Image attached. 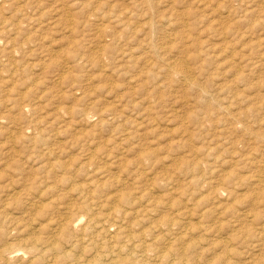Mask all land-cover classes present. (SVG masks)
Returning a JSON list of instances; mask_svg holds the SVG:
<instances>
[{
    "label": "rangeland",
    "instance_id": "374dc122",
    "mask_svg": "<svg viewBox=\"0 0 264 264\" xmlns=\"http://www.w3.org/2000/svg\"><path fill=\"white\" fill-rule=\"evenodd\" d=\"M21 1H23V2H21ZM26 1L27 0H17V2H19V5H21V4L23 5V3ZM39 1H40V3L42 2L41 4L39 3L41 5V8H40V5L37 4V2H39ZM69 1L72 3V5L70 4V2H68V0H38V1L28 0L29 3L27 5L24 3L25 4V5H23L24 7L20 8L22 10H24L26 8L24 10L26 13L24 11L21 13H19V12L15 13V11H12L10 8L7 9V8L3 7V9L5 8V10L7 11V12L5 11L6 13L3 11V13H5V14H3L2 13L3 9H2V7H0V9H1L0 13L3 14V15H1V18H4L6 20L11 18L10 20H8L11 24H14V23H16V24L19 23V25L22 24L20 26L18 25L19 27H21V30L19 27L13 26L14 29H12L10 32H8L10 35L8 33H6L7 34L6 37H4V35H5L4 34L3 36H1V39H0V49L2 50L3 53H5V55L3 56V59L1 60L3 54L0 51V53H1L0 54V56H1L0 61L4 62V63H0V67L3 64V67L0 68V72H1L0 73L1 74L0 75V83L1 84L3 83L2 86L0 84V90L4 89V90L0 91V101H1L0 102V104H1L0 105V107H1L0 112L2 111V113H0V117H1L0 118L1 119L0 124H3L0 126V135H3L2 137L0 136V140L3 141V142L0 141L1 142L0 147H1V144L2 145H3V143L5 144V142H6L5 140H6L7 135H8L7 142H9V145H10V146H8V143L6 142L5 146L3 145L2 149L0 148V159H1L0 160V162H1L0 163V171H1L0 182L6 179L5 181L1 182L2 184L0 183V190L2 191L0 193V201H1V203L4 201L3 204L0 203V207L7 204L6 205L7 206L6 213L8 214V217L12 219V221L3 222L2 217H0V234L2 233V235H3V236L0 235V238L1 237L3 238V239L1 238V240H3V241L0 240V249L3 248V244L5 243L6 240H7L6 242H8V243L9 242L14 243L16 240L17 241L20 240V238H22L24 235V232L22 230L25 229L26 226H27V228H30L31 231H33L35 233H39V230L37 229L39 227V223H41L42 225H45L47 223L46 216L41 217L38 215L39 214L38 213L39 208L47 210V209H50L54 204H56V205L59 204V207H60V208H58L59 210L54 209L56 211L55 214L58 211L61 212L62 211L61 206H63L62 205L63 202L67 203V202H73V201H79L80 200L78 198L76 190H73V189H76L75 187L82 186V187L86 188L87 184L91 183V181H93V179L94 180L96 179V182L93 181L96 184L97 183L100 184L103 181L107 182L106 180L110 179V176L112 177L114 175H115L114 177H118L119 179L121 177V179H120L121 183L123 182L122 184H124V185H122V187L120 186L119 188H121L123 190H132V191H133V189L136 190V188H138V186H140V184L142 183L141 184L142 186H140L142 188L148 187L147 188L148 190H149V187L153 188L154 191L152 190V188L149 190L151 197H154V198L160 197L161 200H165L164 202H167V200H169L172 197L175 199L179 198L177 200H179L181 203H183L182 206L186 205L188 207L189 206L192 207V205H193L192 202L194 201L193 202L194 207H192L193 210L191 208H189L190 215H189V218H187V220H185V221L190 223V224L193 221L192 225L194 227L196 226V228H197L198 225L200 227V224L201 225L202 224H208V223H206V220L213 221L212 218H214V220L217 221L216 224L218 227V228L215 227V229H218V230L213 233L214 235L211 234L208 237H206L208 239V240L206 239V243L208 244V241L210 243L215 242L214 240H216V241L217 240L218 241L219 240H223V241L226 240L228 237V234H229L228 232H230L231 228H233L231 226L232 224L228 221L229 216L227 217L224 215L223 216L222 215H216V217L211 216V218L210 217L207 218V217H201L198 215L200 214L201 210L206 206L207 207L208 206L209 207L214 206V208H217V205L221 204V207H224L227 209V206H229L231 204V203H229L231 201H232V204L230 206L232 207L233 204H234V206H233V209L229 206L227 209L228 210L227 213L230 212L229 208H231L230 210H234V211H236V210L241 211L244 208L246 209L245 204L240 205L234 199L230 200V197L228 199V196L226 195V193H224L222 195L223 197H221V199H219V200L216 199V201L217 200L218 201L214 202L215 200L212 199L213 195H211V193H212L211 190L207 189V187H209V182L216 184V183L222 181V179H224L225 176L228 177L229 174H230V176L234 175L233 177L235 179L238 177V176L237 177H235V176L239 175V174H240L239 176H243V174L249 175L248 172H250L251 168H252L251 173L253 174L252 171L254 170L253 168H255L254 166H256L260 163H262V165H264V156H263L264 155V151H263L264 147L263 146L261 147L260 144L256 140L251 139V137L255 136V133L256 134H258V133L264 134V132H263L264 131V129H263L264 128V126H263L264 122H262L264 120V116H263L264 111L261 112L262 114L261 113L259 114L260 115V117H259L260 122L259 123L255 122V120L257 118L256 115L251 116V114H250L251 113L250 112L251 107L256 108V107H260L259 105H261V108L262 107L264 108V64H263L264 63V0H69ZM1 2H2V0L0 1V3ZM61 3H62V5H61ZM33 4H34V6H33ZM63 4L66 6H64ZM42 5H43V7H42ZM27 6H29L30 9ZM61 6L62 7L64 6L63 7L64 9L61 8ZM31 7L32 8L34 7V9L31 10ZM44 8L46 10H48L49 13H48V11L44 10ZM35 9H36V11L33 12ZM55 9L57 12L54 11ZM37 11H39V12H37ZM12 12L15 15H13ZM61 12H62V14H61ZM63 12H68V13H63ZM129 12H130V14H133L130 16V18H129V15H130ZM22 13H23V15H22ZM32 13H34V14L38 13V14L34 16ZM11 14H12V16H11ZM28 14L29 15L31 14L32 16L31 15L29 16ZM39 14L42 16V18H40ZM43 14H45L46 16H43ZM68 14H69V16H68ZM114 14L116 16L118 14L117 17H119V19L112 18V17H114ZM126 14H128V15H126ZM16 15H17V17H15ZM24 15H26V16H24ZM38 15H39V17L37 19H35L34 17H36ZM3 16H5L6 18ZM8 16H10V17H8ZM64 16H65V18H64ZM12 17H13V20H12ZM21 17H23V18H21ZM25 17L27 20L25 19ZM30 18H31V21H30ZM43 18H45V19H43ZM16 19H18V20H16ZM28 19H29V21H28ZM64 19H66V21ZM72 19L74 22L72 21ZM22 20H23V22H22ZM39 20H42V21H39ZM120 20L123 21L122 22L123 24L121 23ZM27 21L29 23H27ZM36 21H38L37 22L38 24H36ZM99 21H100V23H99ZM101 21H103V23H101ZM112 21L113 22L115 21V23H113ZM118 21L121 23L122 28L120 27V24ZM125 21H127L128 23L127 22L125 23ZM9 22H8V24L10 25ZM39 22L41 23V25ZM97 22H98V24H97ZM104 22H107V23H104ZM23 23H24V25H23ZM31 23H34V24H32L34 26H32V29L30 30ZM110 23H112V24H110ZM42 24H43V26H42ZM45 24H47V26ZM104 24H105V26H104ZM124 24H127V26ZM25 25H27V26H25ZM37 25H39L40 27L39 26L37 27ZM109 25H110V27H109ZM142 25H144V26H142ZM71 26H72V29L69 28ZM112 26L115 29H113ZM186 26H188V28ZM222 26L224 28L223 30L220 29V28H222ZM25 27H26V29H24ZM16 28L20 30V33H19V30L15 31ZM95 28H96V30H95ZM37 29L38 30L40 29L39 32L37 31ZM73 29L76 31V33L74 32ZM24 30H26V31L24 32ZM32 31H34L33 34H32ZM13 32H17V36H15L16 33L13 34ZM23 32H24V35H23ZM121 32H123V33H121ZM25 33H26V35H25ZM72 33L74 35H72ZM112 33L114 34V36ZM168 34H170V36H167ZM187 35H189V36L187 37ZM8 36L10 38V41H8L9 40ZM18 36H19V38H18ZM181 37H182V40L186 38V40H183V42H185V44H182L183 42L180 39ZM183 37H185V38H183ZM189 37L194 39V41H192V39H190ZM5 38H7L8 40ZM16 38L19 39V40H17V42L20 41L19 43H13V42H16L15 41ZM162 38H164V39L162 40ZM3 39H4V41L6 40V42H4ZM23 39L26 40V42L28 41V43L24 42ZM209 39L211 42L208 41ZM30 40L33 43L34 42L36 43V44L34 43L35 46L33 45V43ZM69 40H70V42H69ZM74 40L75 41L78 40V42L76 43ZM11 41H12V43H11ZM21 41H23V42L21 43ZM51 41H52L53 45L51 44ZM59 41L62 43H60ZM99 41L100 42L102 41L101 42L102 44ZM161 41H162V44H161ZM168 41H170V42L168 43ZM64 42H65V44H64ZM94 42H95V45L99 44V46H101V47L99 48V46H97V45H96L97 47L96 46L94 47V45H92V43L94 44ZM104 42L109 46V48H108V46H106V44ZM164 42H166V43H164ZM10 43L13 46L12 45L9 46ZM88 43L89 44L91 43V44L88 45ZM163 43H164V45H163ZM186 43L189 45H187ZM211 43L212 44L214 43V44L212 45ZM16 44H19L20 46L16 45ZM57 44H58V46H57ZM166 44H167V46H166ZM203 44H204V46H203ZM31 45H33V46H31ZM38 45H40V48ZM47 45H48V47L51 48V49H48V51H47V48L45 47ZM71 45L72 46L74 45V46L72 47ZM78 45L79 46L82 45L81 50L84 49L83 51H86V50L87 51L82 52L81 50H79L80 47ZM184 45H186L187 47ZM200 45L202 46V50H201V48H200V50L203 52L205 51L204 54H202V52H200V53L198 52L197 46L201 47ZM214 45L216 47H214ZM7 46H8V49H7ZM18 46H19V48L17 49ZM37 46H38V48H37ZM76 46H78V48H79L78 50H77ZM91 46H93V48ZM102 46H104V47H102ZM222 46H224V47H222ZM20 47L25 48V49L23 48V51H24L23 53H22V49ZM41 47H42V49H41ZM88 47H89L90 52L88 51ZM112 47L114 49L117 48L118 50L116 49L114 51V49ZM217 48H221L223 51L221 49L217 50ZM4 49H6V50H4ZM11 49H15V51H13L14 57H13L12 53H11V55H9L7 52L8 50H11ZM16 49L17 50L21 49V52L17 51V53H16ZM33 49L34 50L36 49L35 50L36 52L32 51ZM43 49L46 50L45 53L43 52ZM109 49H112V50H109ZM185 49L187 50V53H185L186 55H184V52H183V50H185ZM203 49H205V50H203ZM208 49H209V51H208ZM211 49L213 50L212 52H211ZM25 50H26V54L28 53L27 51H29L30 53L27 55L29 57L32 55L33 58L32 57L28 58L26 56V54H24ZM49 50H50V53H49ZM51 50H53L54 52ZM67 50H68V52H67ZM103 50H104V53H102ZM180 50L183 53H180L181 52ZM37 51H38V53L39 52L40 53L38 54ZM95 51H96V53H95ZM108 51H110L109 52L110 54L108 53ZM97 52H98V54H97ZM120 52L122 53V55ZM158 52H159V54H158ZM41 53L43 54V56L40 55ZM46 53H48V55H51V56H47ZM71 53H73V54H71ZM82 53L84 55H82ZM176 53H178V54H176ZM22 54H24V55H22ZM33 54L35 56H37V55L39 56V57L38 56L36 57V59H38V60L34 59L35 56ZM69 54H70V56H69ZM123 54L125 56H123ZM129 54H131V60L129 58L130 57ZM151 54H154V55H151ZM21 55L24 57H22ZM72 55L74 58H72ZM116 55H117V57L120 56L121 59L123 56V59L120 60L118 57V60H117ZM161 55H163V56H161ZM195 55H196V57H195ZM202 55H205V56H202ZM19 56H20V58H18ZM56 56L58 58L60 57L59 58L60 60L58 58H56ZM127 56H128V58H126ZM139 56H141L140 57L141 59L139 58ZM142 56H144V57H142ZM145 56H146V58H145ZM4 57H5V59H4ZM15 57H17V58H15ZM70 57H71V60H70ZM102 57H103V60H102ZM105 57H106V60H104ZM148 57H150V58L148 59ZM165 57H166V60L164 61ZM184 57H187L188 60H186V58L184 59ZM198 57L201 59H198ZM21 58H24L25 60L27 58L32 59V60L29 61L27 59L28 61H24V59L21 60ZM47 58L51 59V61H53L54 63L51 62L50 60H47ZM162 58H164V59H162ZM181 58L184 59L186 65L188 64L190 66V67L189 66H187V67H189L191 73L193 72L192 75H193V77H195L194 79H196V77L198 76L197 77L198 79H196V80H197V83L198 82H199V84L201 83L200 84L201 86L199 84H197L198 85L197 87L198 88L200 87L201 89L198 90V89L188 88L186 85L178 83L176 75L171 73V71L168 72V71H165V69L163 70V68H162L163 66H161L162 63L169 62V60L176 62V61L181 60ZM235 58H237V59H235ZM14 59L15 60L17 59V62ZM39 59H41V60H39ZM75 59H76V61H75ZM78 59H80L81 61H79ZM96 59H97V61H96ZM126 59H128V60H126ZM138 59H140L141 62L137 61ZM146 59H147V61H149V60H150V62L152 61L151 65L150 66L148 65L149 66L148 69H147V65H144V62L146 61ZM7 60L10 62V64H9V62L7 63ZM18 60L24 64L23 65L24 67L22 66V63H20ZM108 60L109 61L111 60V61L109 62ZM160 60H162V62ZM38 61H40V62H38ZM43 61L46 64L43 63ZM60 61H62V62H60ZM65 61H67V62H65ZM114 61H115V63H114ZM153 61L155 64L153 63ZM188 61H189V63H188ZM233 61L235 63L231 64V63H233ZM255 61H257V62L260 61L261 64H263V65H260L259 67L254 68V70L252 69V71H250L251 68L254 67ZM5 62L10 66H8ZM41 62L43 64H41ZM77 62L80 63V66H81L79 68V71H78L79 65ZM132 62H133V64H132ZM36 63H39V64L36 65ZM52 63L54 66L52 65ZM73 63L77 66H74ZM111 63H114V64H111ZM5 64H6V66H5ZM105 64L106 65L108 64V65L106 66ZM158 64H160V65H158ZM13 65H14V68H13ZM25 65H26V67H25ZM27 65H29V66H27ZM39 65L40 66L43 65L42 68ZM69 65H70V68H69ZM155 65H156V67H155ZM34 66L35 67L37 66V67L35 68ZM59 66H60V68H59ZM145 66H146V68H145ZM160 66H161L162 70L160 69ZM9 67L11 68V70L9 69ZM52 67H54L56 69L52 70ZM72 67H74V68L72 69ZM134 67H136V68H134ZM197 67H200V69L198 68L199 70H197ZM22 68L23 69L27 68L26 70H29V71L28 72L26 70L22 71ZM3 69H5V70H3ZM14 69H19V71H16V73L21 72L19 74H20L22 79L19 78L20 80H18L19 74L18 73L14 74V72H12V70H14ZM33 69H34V71H33ZM46 69H48V70H46ZM74 69H76L75 72H74ZM202 70H204V71H202ZM46 71H48V73ZM53 71H55V74ZM69 71H70V74H68ZM8 73L10 76L8 75ZM32 74L34 76H32ZM247 74H248V76H247ZM13 75H16L18 77L16 78V76L14 77ZM26 75L28 77H26ZM64 75L65 76L70 75L69 76L70 78H68V76L65 77ZM11 76H12V78L13 77L14 78L11 79ZM31 76L34 78L33 81H32ZM145 76L147 77V79ZM242 76H243V79L240 78ZM58 77H60V78H58ZM135 77L136 78L138 77V78L136 79ZM25 78L26 79L28 78V80H26ZM30 78H31V80H30ZM36 78H38V79H36ZM66 78H68V80ZM139 78L141 81L140 80L138 81ZM234 78L237 81L234 80ZM7 79H8V82L6 81ZM131 79H133V80L131 81ZM134 79H135V82L136 81H138V82L135 83ZM144 79L146 81L148 80V82L146 83ZM11 80H13L15 83ZM15 80L16 81L18 80L17 81L18 83H16ZM21 80L23 81L24 84L23 83L22 84L20 83V84L23 86H21L19 84V81L22 82ZM29 80L32 81V83ZM113 81L115 82L114 84H113ZM126 81L129 82L130 86H128L129 84ZM28 82H30L31 84L29 85ZM139 82L141 85H143V87L145 86L146 88L144 87L145 88L144 89L141 85H139ZM52 83L55 86L52 85ZM5 84H7L8 87ZM15 84L18 88L22 87L21 89L19 88L21 91L23 90L22 92L19 90L21 95L18 94V96H15V95H17V91H18L17 87L16 88L13 87V85L15 86ZM17 84H19L20 86H18ZM73 84H74V87H73ZM135 84H137L139 87ZM152 84L153 85L156 84V85L153 86ZM4 85L6 86L7 91H6V88L4 87ZM66 85H68L70 87H68ZM25 86L28 89H26ZM112 86H115V87L111 88ZM225 86H228L229 90L232 89L231 90L232 92L230 91V93H232V94L229 93L226 96V98L228 100L227 102H225L226 98L221 93V90ZM29 87H30V89L32 87H37V88H34V89L32 88L33 91H30ZM65 88L69 89V90H67L68 92L65 91L66 90ZM70 88H72V90H70ZM78 88L79 89L81 88V89L78 90ZM83 88H84V90H83ZM35 89L38 91L35 92ZM39 89H40V91L44 90L43 91L44 93H46L45 91H48L47 94H45V95L46 96L48 95L47 97H50V98L46 99L47 97L44 95L43 92H39ZM56 89H57V91H56ZM204 89H206L205 91L208 90L207 95L210 97V99L208 96H204V92L200 91V90H204ZM10 90H11V92H10ZM13 90L15 92H13ZM25 90L26 91L29 90L28 91L29 93L28 92L26 93ZM142 90H143V92H141ZM4 92L6 94V97H5V95L4 96L1 95V94H4ZM9 93L10 94L15 93V94L10 95ZM40 93L43 94V96H45V97H41ZM50 93H52V94H50ZM56 93H57V95H55ZM61 93L64 95H61ZM66 93L70 94L69 95L70 97L69 96L66 97V95H67ZM35 94H36V96H35L36 98L33 96ZM7 95H8V97H10L11 100L9 98L5 99V98H7ZM31 95H32V97H31ZM37 95H39V96H37ZM58 95H60L62 97L60 98V96H58ZM116 95H117V97H116ZM128 95H129V97H127ZM229 95L231 97H229ZM2 96L5 98H3ZM19 96L21 99H19ZM64 96L67 99H65ZM198 96H200L202 99H204L205 97L207 100L209 99V101L207 102V105L211 104L212 108L217 107V104H216V106H213L214 103H218L220 106L222 104V107H223L222 109H224V110H225L224 106L229 105L230 108H228V110L230 113L233 112L232 115H235L237 113V114H239V115L236 114L237 116L241 115V117H242L241 119H243V120L245 119L244 120L245 124L246 123L248 124V125L247 124L245 125L247 131L246 130L242 131L240 129H237V130H234L235 131L234 132V131H232V128L229 127L230 125L219 123L218 121L221 119V116H220L221 112H219L220 110L218 111L217 108L211 109V107H210L209 111L206 112L207 107L206 106L202 107L200 105V103H199L200 97H198ZM38 97H40L41 101L39 100ZM122 97H124V98H122ZM13 98H15V100ZM22 98H25L24 99L25 101ZM94 98H96L95 100H98L99 102L93 101ZM196 98H198V99H196ZM232 98H234V99H232ZM12 99H13V101H12ZM144 99L145 100L147 99V100L145 101ZM230 99H231V102L229 101ZM28 100H29V102L34 103V105H33L34 107H35V105H36V107L39 106V108H37L38 112L36 110V107L34 109H29V107H27V108L24 107L23 109H21L22 110L21 113H20V111L18 112V109L20 110V108H21L19 106L20 103H25V102L27 103ZM114 100H115V102H114ZM139 100H142V101L140 102ZM96 102L99 104H97ZM142 102H144L145 104ZM147 102H148V105H151L149 110H146L147 106H148L146 104ZM229 102H230V104H229ZM93 103H95V104L93 105ZM117 104L119 107L116 106ZM87 105H89V107ZM90 105H92V106L96 105V106L92 108V106H90ZM7 106H8V108H7ZM9 107H10V109H9ZM90 107L92 109H90ZM12 108H14V109H12ZM110 108L111 109L114 108V110H116L117 114L119 113L118 114L119 117H118V115L116 117L117 121L115 120V118H114V120L110 119L111 116H109L108 112H107V110H109ZM4 109H6V110H4ZM248 109H250V111ZM31 110L36 111V112H33ZM65 111L67 112V114ZM22 112L24 113V115ZM87 112H88V114L86 116H88V117L84 118V114ZM217 112H219V113H217ZM13 113H16V114L13 115ZM214 113H217V115ZM2 114H4V118H3ZM10 115H12L11 117H13V119L11 117H9ZM15 115L18 117L19 120L17 119V117ZM18 115H20V116H18ZM106 115H108V116H106ZM194 115H196V116H194ZM198 115L200 117H198ZM248 115L250 116V118ZM6 116L9 118H7ZM205 116H206L207 120L204 118ZM245 116L248 117V119ZM101 117H102V119H100ZM138 117H140L141 119L144 118V120L141 123L140 130L137 133H135V137L132 138L133 142H132V140H130L129 142H131V143L128 142L127 144H125L126 146L123 148V152H122V149L116 150L113 152L112 145H113L114 141H117L119 139V137H122V136H119L117 134L118 131L122 128L120 131L130 130V132H132V130H134V127L131 126V124L133 125L136 122L142 121ZM252 117H253V119L251 120ZM2 118H3V120H2ZM14 118H16L17 120ZM22 118H24L25 122L22 120ZM103 118H104V120L108 119V120H106L107 123H106V121L103 120ZM198 118L199 119L202 118V122L200 121L199 125H197V123H195L196 119L198 120ZM84 119L87 121H85ZM147 119L149 120V122ZM243 120H242V123L244 122ZM248 120L250 121V123H253L251 127H250ZM35 121H37V122H35ZM83 121H85V122H83ZM110 121H112L111 124H110ZM114 121H116V122L114 123ZM33 122H34V124H33ZM128 122H130V123H128ZM94 123H96V125ZM104 123H106V125H104ZM126 123H128V124H126ZM147 123H149V124L146 125ZM92 124H94V125H92ZM107 124H110V125L108 126ZM129 124H130V126H129ZM142 124H143V126H142ZM36 125H38V126H36ZM112 125H114V126H112ZM149 125H151L150 129H149ZM97 126L100 128L102 127V128L100 129ZM107 126L109 128H111L112 130L109 129ZM127 126H129V127H127ZM34 127H35V129H34ZM220 127H221V131H219ZM30 128H31V130H30ZM250 128L251 129L253 128V129L250 130ZM97 129H99V130H97ZM222 129L225 130L226 132L223 131ZM66 130H68L69 133ZM70 130H71V132H70ZM255 130H257V131H255ZM38 131H40V132H38ZM219 132L220 133L222 132V134H220ZM232 132H234V133L232 134ZM246 132H248V133H246ZM253 132H254V135L251 134ZM71 133H72V135H71ZM67 134H68V137L66 136ZM121 134H123V133H121ZM249 134H250V136H249ZM19 135H21V136H19ZM60 136H61V138L62 137H64V138L61 139ZM235 136H237V137L239 136V138H238L239 140H237V138ZM23 137L26 139H22ZM30 137H31V139L29 140ZM69 137L71 138V140ZM111 137L115 138V139H112ZM4 138H5V140H4ZM57 138H58V140H57ZM242 138H244V140ZM17 139H18V141L20 140L23 143L19 141V142H17L18 143L17 144L15 142V141H17ZM66 139L68 141L70 140L69 141L70 144L67 143L68 141L65 142ZM89 139L92 140V142ZM106 139H108V140H106ZM235 139H236V141H235ZM250 139H251V141H250ZM36 140L38 142H36ZM59 140H61V141H59ZM85 140H87L90 143V145L92 144V146H89V143H86L87 141H85ZM110 140H111V142H110ZM252 140H253V142H252ZM63 141L65 142V144ZM134 141H136V142H134ZM249 141L252 142V143H250L252 146L248 143ZM14 142H15V144H14ZM28 142H30L31 144ZM53 142H54V144H53ZM72 142H75V144L77 146H75V144ZM95 142L97 145H95ZM105 142L109 145L107 146V144ZM243 142H245V143L243 144ZM10 143L12 144V146L14 148L11 146ZM25 143L30 144V145H25ZM98 143H101L100 145H102V146H100ZM111 143H112V145H111ZM16 144H17V146H19V145L20 146L17 147V146H15ZM37 144L38 145L42 144V145L38 146ZM51 144H53V145L51 146ZM58 144H63V145L59 146ZM134 144L137 146H139V145L140 146L137 147ZM246 144H248V145H246ZM21 145H25L24 146V150L26 149L25 151L23 150V146H21ZM54 145H55V147H54ZM81 145H83V146H81ZM32 146H33V148H32ZM34 146H37V147H34ZM49 146L52 147L50 149L57 148V147L59 148V147L64 146L63 148H61V150L62 151L64 150V152L62 153V152L58 151V153H56L52 156L49 153H46V151L44 150L45 148L47 149ZM122 146H124V145H122ZM141 146H144V147H141ZM8 147H9V150H7ZM78 147H81V148H78ZM82 147H83V149H82ZM246 147H248V148H246ZM255 147H257V151H256ZM58 148L56 150H58ZM72 148H74V150H72ZM135 148H136V150H134ZM261 148H262V150H261ZM37 149L38 150L40 149V150L38 151ZM67 149L69 151H66ZM86 149H88V152ZM128 149H129V153H128ZM5 150H7V155L5 153L6 152ZM11 150H13L12 151L13 153L11 152ZM28 150H29V153H28ZM103 150H106V151L109 150L108 152H110V153H108V152L105 153V152H103ZM206 150L208 151L210 156L209 155L208 156L203 155V153ZM247 150H248V152H245ZM250 150L251 151L255 150V152H257V153L250 154L251 153ZM9 151H10V153H8ZM14 151H16V152H14ZM84 151H86V153ZM140 151L141 152L144 151L146 153H152V155L155 154V155H153L155 157H152V155H150L151 159L149 158L150 157L149 156L146 160L145 159L142 160V157H141L142 154ZM2 152L5 154H3ZM73 152H75V153H73ZM92 152H95L94 154L97 156V158L94 159V162L96 159L98 161L96 160L97 162L93 163L94 165H90V166H92V167H90L89 164H91L93 161H90L89 159H86V158H88L89 154ZM98 152H101L100 154H102V155H100ZM112 152L113 153H116V152L120 153V154L116 153V154H118V157H119V155H120V157L124 156L123 158L121 157L122 158V161H120L121 164L118 163L120 165L109 164L110 162H112V158L109 155V154H112ZM259 152L261 154H259ZM65 153L67 154V156ZM76 153H77V155H76ZM104 153H105V156L107 155L106 156L107 158H105ZM2 154H3V156H2ZM8 154H10L11 156ZM15 154H16V156H15ZM34 154L36 155V157ZM42 154L45 156H43ZM47 154L49 155V157ZM247 154H249V156L251 155L253 159H254V157L257 160L260 158L259 159L260 162L257 160L255 161V159H254V161H253L254 165L251 164V162H249L250 165L248 163L243 165V163L245 162L244 158L247 159V157H248L247 160L251 159V156L249 158V156ZM13 155H14V157H13ZM22 155H24V156H22ZM28 155L30 156V159L27 158ZM73 155H75V156H73ZM95 155H94V157H96ZM245 155H246V157H244ZM258 155L261 157H259ZM6 156H8V157L10 156L13 161L10 159V157L7 158ZM55 156H58V157H55ZM76 156H78L79 158ZM3 157H4V160H2ZM64 157L67 159H65ZM69 157H73L72 159L75 162H72L71 158H69ZM75 157H76V160H75ZM38 158H39V160H38ZM42 158H44V159H42ZM58 158H60V161H62V163L59 161ZM77 158H78V160H77ZM98 158L101 159V161ZM109 158H111V159H109ZM53 159H54L55 163L53 162ZM240 159L241 160L243 159V161H241ZM31 160H33V161H31ZM37 160H38V162H37ZM214 160H216L217 162L214 163L215 162ZM3 161H5V162L9 161V162H6V163H8V164H6L5 162L2 163ZM66 161L68 162V165H67ZM77 161L80 164H78ZM139 161H141L140 162L141 166L144 165V168H143V166L141 167L139 165ZM28 162H30V163H28ZM32 162H34L33 165H32ZM59 162H60V164H59L60 169L58 168V165H57ZM98 162H100V163H98ZM104 162H107V163L109 162L108 163L109 165L105 168H109V170L111 172L108 171V173H106L105 177H102L99 174L97 175V174L91 173L93 168H94L93 166H96V164L97 165L98 164H100V165L107 164V163L104 164ZM47 163H51V164L49 165ZM151 163L154 165L152 166ZM24 164H26V165H24ZM137 164H138V166H136ZM198 164H199V166H198ZM29 165H30V167H28ZM74 165L75 166L77 165L75 167L76 169L73 167ZM126 165H127V167H126ZM53 166H56V167H53ZM60 166H63L65 168L63 170H61V168H63V167H60ZM246 166H251V168L246 167ZM27 167H28V169H27ZM33 167H36V168L33 169ZM77 167H78V170H77ZM117 167H119V169H121V167H122L123 169L119 170ZM197 167H198V169H197ZM23 168H24V170L22 171L21 169H23ZM37 168H39V169H37ZM68 168H69V170H67ZM138 168H140V169H138ZM83 169H84V171H82ZM45 170L47 171V173L45 172ZM53 170H54V172H53ZM65 170H67V171H65ZM244 170H245V172L243 173ZM72 171H74V172L72 173ZM120 171H122V172H120ZM128 171H130V172H128ZM30 172H32L31 173L32 175L30 174ZM89 172H90V174H89ZM115 172H117V173H115ZM150 172H152V173H150ZM24 173L25 174L28 173V174H26L24 176ZM52 173H54L55 175ZM65 173H67V175ZM112 173H114V174H112ZM120 173L122 174V176H120ZM133 173L135 174V176L133 175ZM231 173H233V174H231ZM46 174H47V176H46ZM88 174H89V176L94 175V177H92V179L89 180ZM136 174L138 176L137 178H136ZM57 175L58 176L61 175V176H59L61 178L59 179V177ZM68 175H70V176H68ZM86 175H87V178H86ZM73 176H75V177H73ZM79 176L80 177L82 176V177L79 178ZM98 176H99V179H98ZM145 176H147V177L145 178ZM164 176H165V179L160 180V178H162ZM1 177L4 179H1ZM7 177H9V178H7ZM25 177H26V179H25ZM67 177L68 178L70 177L72 179H70V178L68 179ZM139 177H141V183H136L138 181V179L140 180ZM31 178H32V180H31ZM40 178L43 179L42 182L40 181L41 180ZM51 178L56 179V180L53 179L55 182L54 184H53V180ZM100 178H102L103 180H101ZM142 178H144V179L142 180ZM147 178H149V179H147ZM37 179H39V180H37ZM64 179H66V180L64 181ZM125 179H127V182H125L126 181ZM10 180H12L14 183L15 182L17 183V181H18L17 185H16V183L14 184V186H16L15 188L13 187V182L12 181L10 182ZM49 180L51 182L48 183ZM129 180L135 184L133 185ZM134 180H136V182H134ZM152 180H154V181H152ZM62 181H64V182L62 183ZM68 181H69V183H67ZM71 181H73V182H71ZM75 181H77V183ZM146 181H147V183H146ZM167 181H171L173 186L174 185L176 186V188L174 187L176 194H175V191L172 192L173 194L169 193V191L166 193V189L170 188V186H168V187L164 186V184ZM5 182H7V183H5ZM57 182H59V183H57ZM152 182H153V184H152ZM194 182H196L201 187V191L199 194H196L197 193L196 191H198V190L194 191L193 192L194 197H195V194H196V197L192 200V202L189 201V202L185 203L184 200L186 201L187 197L186 196H180L179 197L178 196L179 192L177 191V188L179 189V191H180V188L181 189L186 188L187 190H190L188 187L195 186V185H191V183H194ZM30 183H32L33 185ZM82 183H83V185L85 184V186H83ZM148 183H151L153 186L151 184L149 185ZM157 183H158V185H157ZM3 184L5 185V188H4L5 190L3 189V186H1ZM9 184L11 185V187ZM36 184L39 185V187L38 186L35 187ZM55 184H57V185L55 186ZM69 184H71V185H69ZM147 184H148V186H147ZM161 184L165 188H163V186ZM180 184H182L183 186ZM23 185H25V186H23ZM51 185H54L55 187L51 186ZM21 186H23V188ZM179 186H181V187H179ZM27 187H28V190L26 189ZM51 187L52 188L54 187V188L52 189ZM124 187H125V189H124ZM57 188H59L61 190L55 191V190H57ZM87 188H90V186ZM239 188H237L238 191L236 190L239 193V194L236 193V195H238L237 198L241 197L240 194L241 195H243L245 193L248 194L251 191L250 189H253L254 187L252 186V188H251L250 186H247V187L242 186V188L241 187H239ZM17 189L19 192L16 191ZM44 189H46L47 191L45 190L46 191L45 192ZM48 189H49V191H48ZM64 189L65 190L68 189V190L65 191ZM155 189H157V190H155ZM242 189H244V190H242ZM248 190H249V192H248ZM253 190H256V188H254ZM9 191L11 193L13 192L12 193L13 195ZM25 191H27V192L25 193ZM43 192H45V195H47V196H45V198H44V195H42V194H44ZM63 192L65 193V195ZM113 192H115V190L113 188H111L110 193H113ZM209 192H211V193H209ZM257 192H258V190H257ZM46 193H48V194H46ZM168 193H169V196H171L170 198H168V196H166V195H168ZM1 194H2V196H1ZM9 194H11V195H9ZM31 194H33V195H31ZM164 194H166L165 197H164ZM203 194H204V196H202ZM207 194H208L209 198L211 199V201L209 200ZM24 195L26 198L24 197ZM66 195L67 196L70 195L71 197L70 196L67 197ZM210 195H211V197H210ZM10 196L11 197L15 196L14 197L15 200L11 199ZM61 196H64V197H61ZM65 196H66V198H65ZM104 196L101 197L103 199L98 198L99 202L101 200H103L100 203H104ZM4 197L5 198L10 197V198L4 199ZM19 197H20V199L17 201L16 198H19ZM184 197H185V199L182 202L181 200ZM53 198H55V199H53ZM57 198H59V199H57ZM206 198L209 200V202H208V200L207 201L204 200ZM48 199H49V201H48ZM72 199H73V201H72ZM12 200H14V201L12 202ZM44 200L46 202H43ZM195 200H197V202H195ZM16 201L18 202V204ZM34 201H35V203H34ZM170 201H172V200H170ZM202 202H203V205L205 202H208V203L207 204L205 203V206H203L201 204ZM223 202H225V203L223 204ZM30 203H31V205H30ZM45 203H46V205H45ZM226 203H228V204H226ZM36 204H37V206H36ZM39 204H40V206H39ZM200 204L202 207H200ZM225 205H226V207H225ZM38 206H39V208H38ZM186 206H184V207H186ZM238 206L239 207L243 206L244 208L242 207L243 208L242 209L241 207L239 208ZM259 206H260V209L258 208L259 211H261V213H264V211L261 210V208L262 209L264 208L263 204H261ZM194 209L196 210V213L198 215L195 213ZM26 211H27L28 215L26 214ZM42 211H39V212H42ZM193 213L197 217L195 215H193ZM26 215H27V217H26ZM262 215H264V214H262ZM21 219H24L23 220L24 224H22L23 222ZM38 220H39V222H38ZM220 221H222L223 223ZM25 222H29V223L26 224ZM196 222H198V223L196 224ZM227 222L230 223V224L228 223V225L230 227L227 225ZM5 223L7 224V226L5 225ZM225 223H226V226L223 225ZM31 224H32V226H31ZM23 225H25V226H23ZM4 226H6V230H5ZM220 227H222V228H220ZM12 229H13V231H12ZM224 229H225V232H224ZM20 230H21V232H20ZM3 231H4L5 235L3 234ZM6 231H7V233H6ZM8 231H10V232H8ZM18 231H19V234L16 233ZM217 232H219V233H217ZM196 234L197 233H195L193 236H197ZM226 235H227V237H226ZM5 236H7L9 238H7ZM4 237L7 239H5ZM214 238H216V239H214ZM219 238H221V239H219ZM206 243L204 245H206ZM234 247H237V244H234ZM209 254H208V258H211L212 255L211 254L209 255ZM253 254H256V256ZM260 255H264V253H261L259 251L255 252V253L253 252L252 254L248 253L249 257L253 256V257H256V259L263 257ZM25 262L26 261L23 260V262H21L19 264H26Z\"/></svg>",
    "mask_w": 264,
    "mask_h": 264
},
{
    "label": "bare ground",
    "instance_id": "6f19581e",
    "mask_svg": "<svg viewBox=\"0 0 264 264\" xmlns=\"http://www.w3.org/2000/svg\"><path fill=\"white\" fill-rule=\"evenodd\" d=\"M1 1V0H0ZM36 1H38V0H36ZM21 2H23V1H21ZM61 2V1H60ZM68 2H70L69 0H68ZM97 2V1H96ZM26 5L29 3L28 2V0L26 1V2H24ZM23 3V5H25ZM40 3V1L39 2H37V4H39ZM42 3V2H41ZM40 3V4H41ZM35 4V3H34ZM34 4H33V6H34ZM39 4V5H40ZM70 4L72 5V3L70 2ZM22 4L21 5H19V2H17V0H2V2L0 3V7H2V9H3V7H5V8H10L12 11H15V13H17V12H19V13H21V12H23L24 10H22V9H20V8H23L24 6H23ZM61 5H62V3H61ZM64 5V4H63ZM64 6H66V5H64ZM63 6V7H64ZM26 7V6H25ZM29 9H30V7L29 6H27ZM39 7V6H38ZM42 7H43V5H42ZM62 6H61V8H63ZM5 8L2 10V13H3V11L5 12L6 10H5ZM40 8H41V5H40ZM32 9H34V7L32 8L31 7V10ZM60 9V8H59ZM58 9V10H59ZM64 9V8H63ZM1 10V9H0ZM44 10H46L45 8H44ZM28 11V10H27ZM36 11V9L33 11V12H35ZM46 11H48V10H46ZM54 11H56V9L54 10ZM63 11V10H62ZM1 12V11H0ZM7 12V11H6ZM5 12V13H6ZM25 12V11H24ZM37 12H39V11H37ZM57 12V11H56ZM0 13V39H1V36H3L4 34V37H6V33H8V32H10L12 29H14L13 28V26H17V27H19L20 25H22V24H20L19 25V23H14V24H11L8 20H10L11 18H9V19H4V18H1V15H3V14H5V13ZM9 13V12H8ZM13 13V12H12ZM26 13V12H25ZM30 13V12H29ZM47 13V12H46ZM48 13H49V11H48ZM60 13V12H59ZM63 13H68V12H63ZM34 16L35 15H37L38 13H36V14H34V13H32ZM52 14V13H51ZM61 14H62V12H61ZM129 14H130V12H129ZM13 15H15L14 13H13ZM21 15V14H20ZM22 15H23V13H22ZM21 15V16H22ZM29 15V14H28ZM31 15V14H30ZM29 15V16H30ZM40 15V14H39ZM39 15L38 16H36V17H34L35 19H37L38 17H39ZM64 15V14H63ZM94 15V14H93ZM126 15H128V14H126ZM131 15H133V14H130L129 15V18H130V16ZM7 16V15H6ZM11 16H12V14H11ZM24 16H26V15H24ZM23 16V17H24ZM32 16V15H31ZM43 16H46L45 14H43ZM68 16H69V14H68ZM112 16V15H111ZM117 16H118V14H117ZM115 14H114V17H112V18H115V19H119V17H117ZM3 17H5V16H3ZM8 17H10V16H8ZM7 17V18H8ZM15 17H17V15L15 16ZM23 17H21V18H23ZM109 17V16H108ZM117 17V18H116ZM126 17V16H125ZM128 17V16H127ZM6 18V17H5ZM20 18V19H21ZM40 18H42V16L40 15ZM39 18V19H40ZM64 18H65V16H64ZM68 18V17H67ZM107 18V17H106ZM110 18V17H109ZM19 19V20H20ZM25 19H26V17H25ZM34 19V20H35ZM43 19H45V18H43ZM69 19V18H68ZM88 19V18H87ZM101 19V18H100ZM12 20H13V17H12ZM16 20H18V19H16ZM27 20V19H26ZM25 20V21H26ZM65 21H66V19H64ZM110 20V19H109ZM125 20V19H124ZM127 20V19H126ZM133 20V19H132ZM136 20V19H135ZM10 23V25L8 24V22ZM28 21H29V19H28ZM27 21V23H29ZM30 21H31V18H30ZM39 21H42V20H39ZM68 21V20H67ZM72 21H73V19H72ZM108 21V20H107ZM121 21V20H120ZM130 21V20H129ZM22 22H23V20H22ZM34 22V21H33ZM38 21H36V24H38L37 23ZM74 22V21H73ZM72 22V23H73ZM76 22V21H75ZM113 22V21H112ZM119 22V21H118ZM123 21H121V23H122ZM127 21H125V23H126ZM35 23V22H34ZM34 23H31V27H30V30L32 29V26H34V25H32V24H34ZM40 23V22H39ZM71 23V22H70ZM99 23H100V21H99ZM101 23H103V21H101ZM104 23H107V22H104ZM113 23H115V21L113 22ZM121 23L119 22V24H120V27L122 26L121 25ZM128 23V22H127ZM135 23V22H134ZM170 23V22H169ZM67 24V23H66ZM65 24V25H66ZM97 24H98V22H97ZM110 24H112V23H110ZM117 24V23H116ZM118 24V25H119ZM123 24V23H122ZM19 25V26H18ZM23 25H24V23H23ZM40 25H41V23H40ZM46 26H47V24H45ZM44 25V26H45ZM124 25H126L127 26V24H124ZM25 26H27V25H25ZM39 25H37V27H38ZM42 26H43V24H42ZM67 26V25H66ZM104 26H105V24H104ZM142 26H144V25H142ZM189 26V25H188ZM188 26H186L187 28H188ZM40 27V26H39ZM109 27H110V25H109ZM119 27V28H120ZM136 27V26H135ZM20 28V30H21V27H19ZM42 28V27H41ZM69 28H71L72 29V26L71 27H69ZM112 28H113V26H112ZM122 28V27H121ZM141 28V27H140ZM143 28V27H142ZM17 29V28H16ZM15 29V31H18L19 29H17L16 30ZM24 29H26V27L24 28ZM70 29V30H71ZM78 29V28H77ZM113 29H115V28H113ZM220 29H224L223 28V26H222V28H220ZM20 30H19V33H20ZM28 30V29H27ZM40 30V29H39ZM39 30L37 29V31L39 32ZM74 30V29H73ZM95 30H96V28H95ZM26 30H24V32H25ZM36 31V32H37ZM105 31V30H104ZM128 31V30H127ZM24 32H23V35H24ZM74 32L76 33V31L74 30ZM186 32V31H185ZM184 32V33H185ZM14 33H16V35L15 36H17V32H13V34ZM31 33V32H30ZM34 33V31H32V34ZM121 33H123V32H121ZM188 33V32H187ZM9 34V33H8ZM28 34V33H27ZM79 34V33H78ZM113 34V33H112ZM10 35V34H9ZM25 35H26V33H25ZM71 35V34H70ZM72 35H74L73 33H72ZM77 35V34H76ZM109 35V34H108ZM14 36V37H15ZM28 36V35H27ZM113 36H114V34H113ZM112 36V37H113ZM121 36V35H120ZM167 36H170V34H168ZM172 36V35H171ZM189 35H187V37H188ZM13 37V36H12ZM11 37V38H12ZM23 37V36H22ZM21 37V38H22ZM35 37V36H34ZM72 37V36H71ZM70 37V38H71ZM77 37V36H76ZM186 37V36H185ZM185 37H183V38H185ZM3 38V37H2ZM18 38H19V36H18ZM18 38H16V42H13V43H19V42H17V40H19ZM24 38V37H23ZM32 38V37H31ZM122 38V37H121ZM190 38V37H189ZM188 38V39H189ZM5 39H7V38H5ZM9 39V40H8ZM8 41H10V38H9V36H8ZM14 39V38H13ZM164 38H162V40H163ZM181 40H182V37L180 38ZM179 39V40H180ZM190 39H192V38H190ZM12 40V39H11ZM24 40V39H23ZM29 40V39H28ZM171 40V39H170ZM183 40H186V38L185 39H183ZM183 40H182V42H183ZM197 40V39H196ZM3 41H4V39H3ZM13 41V40H12ZM12 41H11V43H12ZM31 41V40H30ZM34 41V40H33ZM62 41V40H61ZM73 41V40H72ZM75 41V40H74ZM104 41V40H103ZM166 41V40H165ZM172 41V40H171ZM174 41V40H173ZM192 41H194V39H192ZM198 41V40H197ZM196 41V42H197ZM208 41H210V39L208 40ZM207 41V42H208ZM4 42H6V40L4 41ZM23 41H21V43H22ZM24 42H26V40H24ZM32 42V41H31ZM45 42V41H44ZM60 42V41H59ZM63 42V41H62ZM62 42H60V43H62ZM69 42H70V40H69ZM76 43L78 42V40L77 41H75ZM100 42V41H99ZM102 42V41H101ZM100 42V43H101ZM167 42V41H166ZM166 42H164V43H166ZM170 41H168V43H169ZM180 42V41H179ZM199 42V41H198ZM211 42V41H210ZM209 42V43H210ZM3 43V42H2ZM9 44V46H11L12 44ZM26 43H28V41L26 42ZM33 43V42H32ZM31 43V44H32ZM35 43V42H34ZM33 43V45L35 46V44ZM43 43V42H42ZM41 43V44H42ZM47 43V42H46ZM49 43V42H48ZM58 43V42H57ZM68 43V42H67ZM72 43V42H71ZM74 43V42H73ZM81 43V42H80ZM105 43V42H104ZM164 43H163V45H164ZM167 43V44H168ZM188 43V42H187ZM186 43V44H187ZM194 43V42H193ZM5 44V43H4ZM25 44V43H24ZM23 44V45H24ZM44 44V43H43ZM51 44H52V41H51ZM59 44V43H58ZM58 44H57V46H58ZM64 44H65V42H64ZM91 44V43H90ZM89 43H88V45H90ZM102 44V43H101ZM106 44V43H105ZM161 44H162V41H161ZM167 44H166V46H167ZM182 44H185V42H183ZM212 44V43H211ZM214 44V43H213ZM212 44V45H213ZM3 45V44H2ZM1 45V46H2ZM7 45V44H6ZM5 45V46H6ZM16 45H19V44H16ZM15 45V46H16ZM33 45H31V46H33ZM53 45V44H52ZM51 45V46H52ZM77 45V44H76ZM80 45V44H79ZM78 45V46H79ZM84 45V44H83ZM92 45H94V47L97 45H95V42H94V44L92 43ZM104 45V44H103ZM187 45H189V44H187ZM222 45V44H221ZM4 46V45H3ZM2 46V47H3ZM13 46V45H12ZM20 46V45H19ZM19 46L17 47V49L19 48ZM22 46V45H21ZM28 46V45H27ZM39 46V48H40V45H38ZM38 46H37V48H38ZM60 46V45H59ZM72 46V45H71ZM74 46V45H73ZM72 46V47H73ZM78 46H76L77 47V50L79 49L78 48ZM97 46H99V44L97 45ZM96 46V47H97ZM106 46H108L107 44H106ZM105 46V47H106ZM182 46V45H181ZM184 46H186V45H184ZM201 46V45H200ZM203 46H204V44H203ZM227 46V45H226ZM1 47V48H2ZM25 47V46H24ZM23 47V48H24ZM43 47V46H42ZM42 47H41V49H42ZM46 48H47V51H48V49H51L50 47H48V45L47 46H45ZM65 47V46H64ZM80 47V49L79 50H81L82 49V45L81 46H79ZM92 48H93V46H91ZM90 47V48H91ZM101 46H99V48H100ZM102 47H104V46H102ZM178 47V46H177ZM176 47V48H177ZM187 47V46H186ZM211 47V46H210ZM214 47H216L215 45H214ZM222 47H224V46H222ZM4 48V47H3ZM2 48V49H3ZM13 48V47H12ZM21 49H22V53L24 52L23 51V48L22 47H20ZM29 48V47H28ZM35 48V47H34ZM59 48V47H58ZM84 48V47H83ZM86 48V47H85ZM108 48H109V46H108ZM111 48V47H110ZM113 48V47H112ZM121 48V47H120ZM119 48V49H120ZM200 48H201V50H202V46L201 47H198L197 46V49H198V52L200 53V52H202V54H204V52L203 51H201L200 50ZM204 48V47H203ZM7 49H8V46H7ZM16 49V53H17V51H20L21 52V49L20 50H17ZM25 49V48H24ZM32 49V48H31ZM30 49V50H31ZM62 49V48H61ZM76 49V48H75ZM114 49V48H113ZM117 49V48H116ZM116 49H114V51L116 50ZM151 49V48H150ZM218 49H221V48H217V50ZM4 50H6V49H4ZM36 50V49H35ZM34 49L32 50V51H35ZM63 50V49H62ZM65 50V49H64ZM84 50V49H83ZM83 50H81L82 52H86V51H83ZM92 50V49H91ZM105 50V49H104ZM104 50H103V52L102 53H104ZM109 50H112V49H109ZM118 50V49H117ZM200 50V51H199ZM203 50H205V49H203ZM222 50V49H221ZM225 50V49H224ZM229 50V49H228ZM0 51L2 52V50L0 49ZM13 51H15V49H11V50H8L7 52H8V54L9 55H11V53H12V55H13V57H14V54H13ZM39 51V50H38ZM38 51H37V53H38ZM51 51H53V50H51ZM56 51V50H55ZM59 51V50H58ZM88 51H89V47H88ZM99 51V50H98ZM123 51V50H122ZM128 51V50H127ZM152 51V50H151ZM174 51V50H173ZM181 51V50H180ZM208 51H209V49H208ZM213 50L211 49V52H212ZM223 51V50H222ZM28 53L27 54H29L30 52L29 51H27ZM36 52V51H35ZM42 52V51H41ZM43 52L45 53L46 52V50H44L43 49ZM54 52V51H53ZM57 52V51H56ZM67 52H68V50H67ZM66 52V53H67ZM70 52V51H69ZM72 52V51H71ZM90 52V51H89ZM110 51H108V53H109ZM117 52V51H116ZM115 52V53H116ZM179 52V51H178ZM183 52H184V55H186L185 53H187V50L185 49V50H183ZM182 51L180 52V53H183ZM197 52V53H198ZM40 53V52H39ZM38 53V54H39ZM49 53H50V50H49ZM52 53V52H51ZM61 53V52H60ZM59 53V54H60ZM95 53H96V51H95ZM101 53V52H100ZM112 53V52H111ZM121 53V52H120ZM129 53V52H128ZM134 53V52H133ZM1 54V53H0ZM2 58H1V60L3 59V56L5 55V53H3L2 52ZM7 54V53H6ZM19 54V53H18ZM21 54V53H20ZM24 54H26V50H25V53ZM24 54H22V55H24ZM26 54V56L28 57V58H30V57H32L33 58V56L31 55L30 57L28 56ZM32 54V53H31ZM36 54V53H35ZM47 54V56H51V55H48V53H46ZM63 54V53H62ZM71 54H73V53H71ZM80 54V53H79ZM88 54V53H87ZM97 54H98V52H97ZM106 54V53H105ZM110 54V53H109ZM118 54V53H117ZM158 54H159V52H158ZM157 54V55H158ZM176 54H178V53H176ZM21 55V56H22ZM34 55V54H33ZM40 55H42L43 56V54L41 53ZM45 55V54H44ZM64 55V54H63ZM81 55V54H80ZM82 55H84L83 53H82ZM96 55V54H95ZM121 55H122V53H121ZM130 55V60H131V54H129ZM133 55V54H132ZM151 55H154V54H151ZM35 56V55H34ZM38 56V55H37ZM37 56H35L34 57V59H36V57ZM62 56V55H61ZM69 56H70V54H69ZM97 56V55H96ZM103 56V55H102ZM106 56V55H105ZM115 56V55H114ZM123 56H125L124 54H123ZM123 56H122V59H123ZM137 56V55H136ZM156 56V55H155ZM154 56V57H155ZM161 56H163V55H161ZM202 56H205V55H202ZM1 57V56H0ZM6 57V56H5ZM5 57H4V59H5ZM12 57V58H13ZM22 57H24V56H22ZM39 57V56H38ZM63 57V56H62ZM76 57V56H75ZM90 57V56H89ZM101 57V56H100ZM110 57V56H109ZM116 57H117V55H116ZM119 57V59L120 60H122L121 58H120V56H118ZM118 57H117V60H118ZM135 57V56H134ZM141 56H139V58H140ZM142 57H144V56H142ZM195 57H196V55H195ZM215 57V56H214ZM15 58H17V57H15ZM18 58H20V56L18 57ZM27 58V59H28ZM44 58V57H43ZM46 58V57H45ZM50 58V57H49ZM49 58H47V60H50L51 61V59H49ZM55 58V57H54ZM53 58V59H54ZM56 58H58L57 56H56ZM60 58V57H59ZM58 58V59H59ZM66 58V57H65ZM69 58V57H68ZM72 58H74L73 57V55H72ZM125 58V57H124ZM126 58H128V56L126 57ZM137 58V57H136ZM145 58H146V56H145ZM150 57H148V59H149ZM171 58V57H170ZM175 58V57H174ZM186 58V60H188V58L187 57H184V59ZM8 59V58H7ZM22 59H24V58H21V60ZM25 60L24 59V61H30V60H32V59H28V60ZM89 59V58H88ZM94 59V58H93ZM98 59V58H97ZM97 59H96V61H97ZM111 59V58H110ZM114 59V58H113ZM134 59V58H133ZM141 59V58H140ZM140 59H138L137 61H140ZM144 59V58H143ZM158 59V58H157ZM162 59H164V58H162ZM180 59V58H179ZM184 59H182L181 58V60H179V61H176V62H174V61H170L169 59V62H164V63H160L161 64V66H163L162 68H163V70L165 69V71H168V72H170L171 71V73H173V74H175L176 75V77H177V82L178 83H181V84H183V85H186L188 88H192V89H201L200 87L198 88L197 86V84H199V82L197 83V80L196 79H198L197 77H196V79H194L195 77H193V72L191 73V71H190V69H189V65L187 64H185V61H184ZM196 59V58H195ZM198 59H201V58H199L198 57ZM235 59H237V58H235ZM15 60V59H14ZM36 60H38V59H36ZM39 60H41V59H39ZM43 60V59H42ZM60 60V59H59ZM70 60H71V57H70ZM79 61H81L80 59H78ZM77 60V61H78ZM102 60H103V57H102ZM104 60H106V57H105V59ZM126 60H128V59H126ZM129 60V61H130ZM154 60V59H153ZM166 60V57H165V59H164V61ZM167 60V61H168ZM175 60V59H174ZM260 60V59H259ZM11 61V60H10ZM13 61V60H12ZM16 62H17V59L15 60ZM14 61V62H15ZM19 61V60H18ZM23 61V62H24ZM55 61V60H54ZM58 61V60H57ZM63 61V60H62ZM62 61H60V62H62ZM75 61H76V59H75ZM78 61V62H79ZM89 61V60H88ZM109 61V60H108ZM111 61V60H110ZM109 61V62H110ZM135 61V60H134ZM143 61V60H142ZM145 61V60H144ZM161 62H162V60H160ZM238 61V60H237ZM9 61L7 60V63H8ZM13 62V63H14ZM20 62V61H19ZM32 62V61H31ZM38 62H40V61H38ZM51 62H53V61H51ZM65 62H67V61H65ZM69 62V61H68ZM77 62V63H78ZM141 62V61H140ZM152 62V61H151ZM151 62H150V60L149 61H147V59H146V61L144 62V65H147V69H148V67L151 65ZM157 62V61H156ZM0 63H4L3 61L1 62L0 61ZM6 63V62H5ZM6 63V64H7ZM20 63H22V62H20ZM26 63V62H25ZM43 63H45L44 61H43ZM42 62H41V64H43ZM54 63V62H53ZM53 63H52V65H53ZM58 63V62H57ZM64 63V62H63ZM82 63V62H81ZM90 63V62H89ZM114 63H115V61H114ZM114 63H111V64H114ZM120 63V62H119ZM139 63V62H138ZM153 63H154V61H153ZM188 63H189V61H188ZM235 62L233 61V63H231V64H234ZM6 64H5V66H6ZM9 64H10V62H9ZM12 64V63H11ZM17 64V63H16ZM19 64V63H18ZM34 64V63H33ZM37 64H39V63H36V65ZM46 64V63H45ZM49 64V63H48ZM67 64V63H66ZM65 64V65H66ZM74 64V63H73ZM72 64V65H73ZM84 64V63H83ZM87 64V63H86ZM109 64V63H108ZM107 64V65H108ZM132 64H133V62H132ZM141 64V63H140ZM155 64V63H154ZM160 64H158V65H160ZM264 64V63H263ZM263 64H261V62L260 61H255V65H254V67H252L251 68V70L250 71H252V69L254 70V68H257V67H259L260 65H263ZM8 65V64H7ZM20 65V64H19ZM24 64L22 63V66H23ZM59 65V64H58ZM78 65H79V67H78V71H79V68L81 67L80 66V63H78ZM82 65V64H81ZM98 65V64H97ZM106 65V64H105ZM106 65V66H107ZM149 65V66H148ZM8 66H10V65H8ZM18 66V65H17ZM27 66H29V65H27ZM40 66V65H39ZM43 66V65H42ZM42 66H40L41 68H42ZM47 66V65H46ZM54 66V65H53ZM61 66V65H60ZM60 66H59V68H60ZM74 66H77V65H75L74 64ZM111 66V65H110ZM161 66H160V69H161ZM187 66H189V67H187ZM1 67H3V64H2V66ZM0 67V68H1ZM24 67V66H23ZM25 67H26V65H25ZM31 67V66H30ZM29 67V68H30ZM35 67V66H34ZM37 67V66H36ZM35 67V68H36ZM45 67V66H44ZM67 67V66H66ZM141 67V66H140ZM155 67H156V65H155ZM262 67V66H261ZM6 68V67H5ZM13 68H14V65H13ZM63 68V67H62ZM69 68H70V65H69ZM74 67H72V69H73ZM134 68H136V67H134ZM139 68V67H138ZM145 68H146V66H145ZM200 69V67H197V70H199ZM7 69V68H6ZM9 69L11 70V68L9 67ZM21 69V68H20ZM27 68H25V69H23L22 68V71H24V70H26ZM38 69V68H37ZM36 69V70H37ZM53 69H56V68H54V67H52V70ZM66 69V68H65ZM64 69V70H65ZM150 69V68H149ZM3 70H5V69H3ZM31 70V69H30ZM46 70H48V69H46ZM81 70V69H80ZM142 70V69H141ZM162 70V69H161ZM16 71H19V69H14V70H12V72H14V74H19V73H21V72H17L16 73ZM21 71V70H20ZM27 72L29 71V70H26ZM25 71V72H26ZM33 71H34V69H33ZM38 71V70H37ZM41 71V70H40ZM43 71V70H42ZM58 71V70H57ZM63 71V70H62ZM68 71V70H67ZM73 71V70H72ZM76 71V69H74V72ZM148 71V70H147ZM193 71V70H192ZM195 71V70H194ZM202 71H204V70H202ZM4 72V71H3ZM11 72V73H12ZM47 73H48V71H46ZM54 72V74H55V71H53ZM64 72V71H63ZM1 73V72H0ZM40 73V72H39ZM38 73V74H39ZM57 73V72H56ZM73 73V72H72ZM149 73V72H148ZM5 74V73H4ZM34 74V73H33ZM32 74V76H34ZM62 74V73H61ZM67 74V73H66ZM68 74H70V71H69V73ZM1 75V74H0ZM8 75H9V73H8ZM24 75V74H23ZM28 75V74H27ZM26 75V77H28ZM52 75V74H51ZM58 75V74H57ZM63 75V74H62ZM147 75V74H146ZM149 75V74H148ZM199 75V74H198ZM202 75V74H201ZM246 75V74H245ZM7 76V75H6ZM10 76V75H9ZM14 77L16 76V75H13ZM31 76V77H32ZM65 76V75H64ZM63 76V77H64ZM66 76H68V75H66ZM65 76V77H66ZM70 76V75H69ZM68 76V78H70ZM233 76V75H232ZM247 76H248V74H247ZM13 77V78H14ZM18 76H16V78H17ZM51 77V76H50ZM55 77V76H54ZM146 77V76H145ZM250 77V76H249ZM3 78V77H2ZM6 78V77H5ZM12 78V76H11V79H13ZM19 78H21V76H20V74H19V77H18V80H20ZM53 78V77H52ZM51 78V79H52ZM58 78H60V77H58ZM62 78V77H61ZM68 78H66L67 80H68ZM132 78V77H131ZM134 78V77H133ZM136 78V77H135ZM138 78V77H137ZM136 78V79H137ZM241 79H243V76L242 77H240ZM22 79V78H21ZM24 79V78H23ZM26 79V78H25ZM33 77H32V81H33ZM36 79H38V78H36ZM49 79V78H48ZM146 79H147V77H146ZM17 80V81H18ZM26 80H28V78L26 79ZM30 80H31V78H30ZM29 80V81H30ZM42 80V79H41ZM53 80V79H52ZM64 80V79H63ZM62 80V81H63ZM133 79H131V81H132ZM140 80V78L138 79V81ZM145 80V79H144ZM234 80H236L235 78H234ZM7 82H8V79L6 80ZM10 81V80H9ZM11 81H13V80H11ZM16 81V80H15ZM16 81V83H18ZM22 81V80H21ZM32 81H30L31 83H32ZM39 81V80H38ZM37 81V82H38ZM70 81V80H69ZM130 81V80H129ZM138 81H136V82H138ZM141 81V80H140ZM152 81V80H151ZM176 81V80H175ZM237 81V80H236ZM4 82V81H3ZM14 82V81H13ZM26 82V81H25ZM30 82H28L29 83V85L31 84ZM117 82V81H116ZM126 82H128V81H126ZM134 82H135V79H134ZM135 82V83H136ZM145 82L147 83L148 82V80L146 81L145 80ZM144 82V83H145ZM15 83V82H14ZM22 84L23 83V81L22 82H20L19 81V84ZM51 83V82H50ZM63 83V82H62ZM61 83V84H62ZM115 82L113 81V84H114ZM1 84V83H0ZM3 84V83H2ZM2 84H1V86H2ZM12 84V83H11ZM19 84H17L18 86H20ZM24 84V83H23ZM41 84V83H40ZM60 84V85H61ZM112 84V85H113ZM117 84V83H116ZM128 84H129V82H128ZM127 84V85H128ZM138 84V83H137ZM137 84H135V85H137ZM201 84V83H200ZM199 84V85H200ZM7 87H8V85L7 84H5ZM4 85V87L6 88V86ZM26 85V84H25ZM33 85V84H32ZM52 85H54L53 83H52ZM63 85V84H62ZM139 85H141L140 84V82H139ZM153 85V84H152ZM156 84H154L153 86H155ZM12 86V85H11ZM21 86H23V85H21ZM55 86V85H54ZM53 86V87H54ZM64 86V85H63ZM66 86H68V85H66ZM128 86H130V84L128 85ZM138 86V85H137ZM142 87H143V85H141ZM177 86V85H176ZM201 86V85H200ZM13 87H17L16 86V84H15V86L13 85ZM26 87V86H25ZM24 87V88H25ZM31 87V86H30ZM30 87H29V89H30ZM61 87V86H60ZM59 87V88H60ZM68 87H70V86H68ZM73 87H74V84H73ZM113 87H115V86H112L111 88H113ZM132 87V86H131ZM134 87V86H133ZM139 87V86H138ZM145 87V86H144ZM143 87V88H144ZM182 87V86H181ZM185 87V86H184ZM20 88V87H19ZM18 87H17V89H18V91L22 88H20L19 89ZM33 89L34 88H37V87H32ZM31 88V89H32ZM40 88V87H39ZM56 88V87H55ZM63 88V87H62ZM146 88V87H145ZM144 88V89H145ZM150 88V87H149ZM156 88V87H155ZM183 88V87H182ZM187 88V89H188ZM26 89H28L27 87H26ZM30 89V91H33V89L31 90ZM46 89V88H45ZM66 90V92H68L67 90H69L68 88H65ZM75 89V88H74ZM81 89V88H80ZM79 88H78V90H80ZM1 90H4V89H1ZM0 90V91H1ZM62 90V89H61ZM60 90V91H61ZM70 90H72V88H70ZM83 90H84V88H83ZM148 90V89H147ZM206 89H204V90H200V91H202V92H204V96H208L207 95V92H208V90L207 91H205ZM232 90V89H231ZM231 90H229V87L228 86H225L222 90H221V93H222V95L223 96H225V98H226V96L230 93V91ZM6 91H7V88H6ZM17 91V90H16ZM17 91V95H15V96H18V94L19 95H21L20 94V91L18 92ZM23 91V90H22ZM21 91V92H22ZM26 91V90H25ZM29 91V90H28ZM28 91H26V93L28 92ZM38 90H36L35 89V92H37ZM44 91V90H43ZM43 91H40V89H39V92H43ZM56 91H57V89H56ZM82 91V90H81ZM191 91V90H190ZM3 92V91H2ZM1 92V93H2ZM10 92H11V90H10ZM13 92H15L14 90H13ZM46 93H44V95L45 94H47V92L48 91H45ZM50 92V91H49ZM59 92V91H58ZM141 92H143V90L141 91ZM146 92V91H145ZM189 92V91H188ZM206 92V93H205ZM232 92V91H231ZM25 93V94H26ZM29 93V92H28ZM127 93V92H126ZM190 93V92H189ZM10 94V93H9ZM15 93H13V94H10V95H14ZM50 94H52V93H50ZM67 94V93H66ZM65 94V95H66ZM123 94V93H122ZM125 94V93H124ZM129 94V93H128ZM200 94V93H199ZM230 94H232V93H230ZM1 95H5V97H6V94H5V92H4V94H1ZM9 95V96H10ZM24 95V94H23ZM22 95V96H23ZM29 95V94H28ZM40 95H41V97H45V96H43V94H41L40 93ZM55 95H57V93L55 94ZM61 95H64V94H62L61 93ZM70 94H67L66 95V97L67 96H69ZM85 95V94H84ZM132 95V94H131ZM195 95V94H194ZM234 95V94H233ZM2 96V97H3ZM14 96V97H15ZM34 97L36 96V94L35 95H33ZM37 96H39V95H37ZM48 96V95H47ZM46 96V97H47ZM50 96V95H49ZM58 96H60V95H58ZM57 96V97H58ZM121 96V95H120ZM146 96V95H145ZM5 97H3V98H5ZM31 97H32V95H31ZM33 97V98H34ZM62 96H60V98H61ZM65 97V96H64ZM65 97V99H67ZM70 97V96H69ZM74 97V96H73ZM116 97H117V95H116ZM127 97H129V95L127 96ZM198 97H200V96H198ZM209 97V96H208ZM229 97H231L230 95H229ZM10 99V97H8V95H7V98H5V99ZM12 98V97H11ZM36 98V97H35ZM39 98V100H40V97H38ZM48 98H50V97H47L46 99H48ZM53 98V97H52ZM59 98V97H58ZM97 98V97H96ZM96 98H94L93 99V101H97V102H99L98 100H95ZM122 98H124V97H122ZM121 98V99H122ZM14 100H15V98H13ZM13 99H12V101H13ZM19 99H21L20 98V96H19ZM23 100L25 99V98H22ZM42 99V98H41ZM98 99V98H97ZM196 99H198V98H196ZM209 99H210V97H209ZM209 99L207 100L206 99V97L204 98V99H202L201 97H200V99H199V103H200V105L203 107V106H206L207 107V109H206V112H208L209 111V109H210V107H211V109H213V108H217V110L219 111V112H221L220 113V116H221V119L218 121L219 123H222V124H227V125H230L229 127H231L232 128V131H234V130H237V129H240V130H242V131H245L246 130V124H245V119L243 120V119H241L242 117H241V115L240 116H237V115H239V114H235V115H232L233 114V112L232 113H230L229 112V110H228V108H230L229 107V105L228 106H224L225 107V110L224 109H222L223 107H222V104H221V106L218 104V103H214V105L213 106H216V104H217V107H213L212 108V105L210 106L209 104L207 105V102L209 101ZM229 99V98H228ZM232 99H234V98H232ZM11 100V99H10ZM18 100V99H17ZM31 100V99H30ZM36 100V99H35ZM145 100V99H144ZM147 100V99H146ZM145 100V101H146ZM4 101V100H3ZM21 101V100H20ZM25 101V100H24ZM41 101V100H40ZM118 101V100H117ZM140 102L142 101V100H139ZM228 100H227V98L225 99V102H227ZM230 102H231V99L229 100ZM1 102V101H0ZM36 102V101H35ZM96 102V103H97ZM114 102H115V100H114ZM149 102V101H148ZM148 102L146 103L147 105H148ZM197 102V101H196ZM230 102H229V104H230ZM14 103V102H13ZM12 103V104H13ZM117 103V102H116ZM119 103V102H118ZM133 103V102H132ZM142 103H144V102H142ZM202 103V104H201ZM3 104V103H2ZM9 104V103H8ZM92 104V103H91ZM95 103H93V105H94ZM97 104H99V103H97ZM145 104V103H144ZM150 104V103H149ZM228 104V103H227ZM1 105V104H0ZM6 105V104H5ZM34 105V103H32V102H29V100L27 101V103L25 102V103H20V110L18 109V112L20 111V113H21V109H23L24 107H29V109H34L35 107H36V105H35V107L33 106ZM113 105V104H112ZM14 106V105H13ZM18 106V105H17ZM88 107H89V105H87ZM90 106H92V105H90ZM96 106V105H95ZM95 106H92V108L93 107H95ZM116 106H118V104L116 105ZM123 106V105H122ZM231 106V105H230ZM260 107H256V108H250L251 109V111H250V109H248L251 113V116H254V115H256V120H255V122H257V123H259L260 121H259V117H260V113L262 112V111H264V108L262 107L261 108V105H259ZM263 106V105H262ZM6 107V106H5ZM4 107V108H5ZM33 107V108H32ZM119 107V106H118ZM121 107V106H120ZM150 107H151V105H148L147 106V109L146 110H149L150 109ZM7 108H8V106H7ZM16 108V107H15ZM37 108H39V106L38 107H36V110H37V112H38V109ZM91 107H90V109H92ZM115 108V107H114ZM114 108L113 109H109V110H107V112H108V115L109 116H111L110 117V119L111 120H114V118H115V120L117 119L116 117H117V115L119 114H117V112H116V110H114ZM0 109H1V107H0ZM3 109V108H2ZM9 109H10V107H9ZM12 109H14V108H12ZM16 109V110H17ZM95 109V108H94ZM97 109V108H96ZM117 109V108H116ZM263 109V110H262ZM4 110H6V109H4ZM3 110V111H4ZM15 110V111H16ZM120 110V109H119ZM127 110V109H126ZM31 111H33V110H31ZM68 111V110H67ZM72 111V110H71ZM118 111V110H117ZM5 112V111H4ZM30 112V111H29ZM33 112H36V111H33ZM32 112V113H33ZM66 112V111H65ZM74 112V111H73ZM119 112V111H118ZM128 112V111H127ZM205 112V111H204ZM219 112H217V113H219ZM246 112V111H245ZM0 113H2V111L0 112ZM6 113V112H5ZM4 113V114H5ZM19 113V114H20ZM23 113V112H22ZM31 113V114H32ZM84 113V112H83ZM124 113V112H123ZM217 113H214V114H216L217 115ZM239 113V112H238ZM244 113V112H243ZM4 114H2L3 115V118H4ZM14 114H16V113H13V115ZM35 114V113H34ZM65 114V113H64ZM66 114H67V112H66ZM88 114V112L87 113H85L84 114V118L85 117H88V116H86ZM249 114V113H248ZM262 114V113H261ZM1 115V116H2ZM21 115V114H20ZM20 115H18V116H20ZM23 115H24V113H23ZM108 115H106V116H108ZM247 115V114H246ZM12 115H10L9 117H11ZM16 116V115H15ZM26 116V115H25ZM29 116V115H28ZM33 116V115H32ZM31 116V117H32ZM194 116H196V115H194ZM249 116V115H248ZM264 116V115H263ZM7 117V116H6ZM9 117H7V118H9ZM17 117V116H16ZM118 117H119V115H118ZM193 117V116H192ZM198 117H200L199 115H198ZM246 117V116H245ZM1 118V117H0ZM3 118H2V120H3ZM12 119H13V117H11ZM36 118V117H35ZM138 118H140V117H138ZM194 118V117H193ZM197 118V117H196ZM206 120H207V118H206V116L204 117ZM247 119H248V117H246ZM249 118H250V116H249ZM6 119V118H5ZM14 119H16V118H14ZM17 119H18V117H17ZM16 119V120H17ZM29 119V118H28ZM31 119V118H30ZM34 119V118H33ZM100 119H102V117L100 118ZM253 119V117L251 118V120ZM1 120V119H0ZM19 120V119H18ZM22 120L24 121V118H22ZM85 120V119H84ZM103 120H104V118H103ZM106 120H108V119H106ZM106 120H104V121H106ZM140 120H142V121H139V122H136L135 124H131V126H133L134 127V130H132V132H130V130H123V131H118V135L119 136H122V137H119V139L117 140V141H114V143H113V145H112V143H111V145H112V150H113V152L114 151H116V150H121L122 149V152H123V148L126 146L125 144H127L130 140H132V138L133 137H135V133H137L139 130H140V128H141V123L143 122V120H144V118H140ZM148 120V119H147ZM146 120V121H147ZM242 120L244 121L243 123H242ZM263 120V119H262ZM13 121V120H12ZM28 121V120H27ZM26 121V122H27ZM85 121H87V120H85ZM85 121H83V122H85ZM117 121V120H116ZM116 121H114V123L116 122ZM145 121V122H146ZM200 121L202 122V118H198V120L196 119V122L195 123H197V125H199V123H200ZM25 122V121H24ZM32 122V121H31ZM35 122H37V121H35ZM103 122V121H102ZM109 122V121H108ZM111 122L112 121H110V124H111ZM144 122V123H145ZM148 122H149V120H148ZM247 122V121H246ZM248 122H249V124H250V127L252 126V124L253 123H250V121L248 120ZM254 122V123H255ZM262 122H264V120L262 121ZM81 123V122H80ZM92 123V122H91ZM106 123H107V121H106ZM106 123H104V125H106ZM128 123H130V122H128ZM128 123H126V124H128ZM29 124V123H28ZM33 124H34V122H33ZM37 124V123H36ZM85 124V123H84ZM90 124V123H89ZM88 124V125H89ZM95 125H96V123H94ZM94 124H92V125H94ZM110 124H107L108 126L110 125ZM149 123H147L146 125H148ZM202 124V123H201ZM200 124V125H201ZM1 125H3V124H0V126ZM86 125V124H85ZM100 125V124H99ZM135 125V126H134ZM226 125V126H227ZM248 125V124H247ZM259 125V124H258ZM32 126V125H31ZM34 126V125H33ZM36 126H38V125H36ZM107 126V127H108ZM112 126H114V125H112ZM129 126H130V124H129ZM129 126H127V127H129ZM142 126H143V124H142ZM150 126L151 125H149V129H150ZM254 126V125H253ZM264 126V125H263ZM98 127V126H97ZM96 127V128H97ZM222 127V126H221ZM221 127L219 128L220 130L219 131H221ZM98 128H100V127H98ZM102 128V127H101ZM100 128V129H101ZM109 128V127H108ZM117 128V127H116ZM249 128V127H248ZM256 128V127H255ZM259 128V127H258ZM26 129V128H25ZM33 129V128H32ZM34 129H35V127H34ZM37 129V128H36ZM109 129H111V128H109ZM253 129V128H252ZM251 128H250V130H252ZM264 129V128H263ZM30 130H31V128H30ZM97 130H99V129H97ZM112 130V129H111ZM115 130V129H114ZM147 130V129H146ZM223 130V129H222ZM227 130V129H226ZM68 133H69V131L68 130H66ZM223 131H225V130H223ZM247 131V130H246ZM249 131V130H248ZM255 131H257V130H255ZM38 132H40V131H38ZM70 132H71V130H70ZM226 132V131H225ZM228 132V131H227ZM235 132V131H234ZM234 132H232V134L234 133ZM264 132V131H263ZM2 133V132H1ZM5 133V132H4ZM3 133V134H4ZM12 133V132H11ZM10 133V134H11ZM14 133V132H13ZM121 133H123V134H121ZM220 133V132H219ZM246 133H248V132H246ZM220 134H222V132L220 133ZM251 134H253L254 135V132L253 133H251ZM14 135V134H13ZM26 135V134H25ZM24 135V136H25ZM71 135H72V133H71ZM114 135V134H113ZM225 135V134H224ZM247 135V134H246ZM1 137L3 136V135H0ZM19 136H21V135H19ZM33 136V135H32ZM37 136V135H36ZM67 137H68V134L66 135ZM241 136V135H240ZM249 136H250V134H249ZM6 137V136H5ZM11 137V136H10ZM28 137V136H27ZM42 137V136H41ZM115 137V136H114ZM234 137V136H233ZM236 138H237V140H239L238 138H239V136L237 137V136H235ZM242 137V136H241ZM244 137V136H243ZM254 137V138H253ZM253 137H251V139H254V140H256L259 144H260V146L262 147H264V134L263 133H258V134H256L255 133V136H253ZM7 138H8V135H7V137H6V140H5V138H4V140L7 142ZM39 138V137H38ZM52 138V137H51ZM60 138H61V136H60ZM62 138H64V137H62ZM61 138V139H62ZM66 138V137H65ZM70 138V137H69ZM80 138V137H79ZM88 138V137H87ZM86 138V139H87ZM90 138V137H89ZM93 138V137H92ZM112 138V137H111ZM110 138V139H111ZM15 139V138H14ZM20 139V138H19ZM22 139H26V138H22ZM28 139V138H27ZM31 139V137L29 138V140ZM77 139V138H76ZM112 139H115V138H112ZM111 139V140H112ZM144 139V138H143ZM243 140H244V138H242ZM241 139V140H242ZM248 139V138H247ZM251 139H250V141H251ZM12 140V139H11ZM28 140V141H29ZM53 140V139H52ZM57 140H58V138H57ZM65 140V139H64ZM70 140H71V138H70ZM69 140V141H70ZM90 140V139H89ZM96 140V139H95ZM106 140H108V139H106ZM111 140H110V142H111ZM140 140V139H139ZM1 141V140H0ZM20 141V140H19ZM18 141V139H17V141H15L16 143L17 142H19ZM25 141V140H24ZM41 141V140H40ZM59 141H61V140H59ZM68 140L66 139V141L65 142H67ZM67 142L68 144H70V142ZM75 141V140H74ZM77 141V140H76ZM85 141H87V140H85ZM84 141V142H85ZM91 142H92V140H90ZM98 141V140H97ZM100 141V140H99ZM104 141V140H103ZM235 141H236V139H235ZM234 141V142H235ZM248 142L249 144L250 143H252L253 142V140H252V142ZM1 142H3V141H1ZM0 142V143H1ZM6 142H5V144H6ZM15 142H14V144H15ZM20 142H22V141H20ZM36 142H38L37 140H36ZM56 142V141H55ZM64 142V141H63ZM62 142V143H63ZM65 142H64V144H65ZM132 142H133V140H132ZM134 142H136V141H134ZM238 142V141H237ZM246 142V141H245ZM245 142H243V144L245 143ZM8 143V146H10L9 145V142H7ZM23 143V142H22ZM21 143V144H22ZM28 143H30V142H28ZM34 143V142H33ZM40 143V142H39ZM66 143V144H67ZM72 143H74L75 144V142H72ZM77 143V142H76ZM86 143H89L88 141L86 142ZM106 143V142H105ZM129 143H131V142H129ZM140 143V142H139ZM242 143V142H241ZM5 144L3 143V145L5 146ZM11 144V143H10ZM18 144V143H17ZM17 144L15 145V146H17ZM31 144V143H30ZM30 144H27V143H25V145H30ZM53 144H54V142H53ZM53 144H51V146L53 145ZM79 144V143H78ZM99 145L101 144V143H98ZM107 144V143H106ZM138 144V143H137ZM258 144V145H259ZM2 144H1V149H2V146H3ZM25 145H21V146H23V150H24V146ZM38 145V144H37ZM42 144H39L38 146H41ZM49 145V144H48ZM56 145V144H55ZM55 145H54V147H55ZM59 146L60 145H63V144H58ZM57 145V146H58ZM95 145H97L96 144V142H95ZM109 144H107V146H108ZM122 145H124V146H122ZM135 145V144H134ZM133 145V146H134ZM241 145V144H240ZM246 145H248V144H246ZM251 145V144H250ZM7 146V145H6ZM11 146H12V144H11ZM20 146V145H19ZM19 146H17V147H19ZM68 146V145H67ZM71 146V145H70ZM69 146V147H70ZM73 146V145H72ZM75 146H77L76 144H75ZM81 146H83V145H81ZM89 146H92V144L90 145V143H89ZM100 146H102V145H100ZM106 146V145H105ZM135 146H137V145H135ZM140 146V145H139ZM139 146H137V147H139ZM243 146V145H242ZM252 146V145H251ZM13 147V146H12ZM11 147V148H12ZM30 147V146H29ZM34 147H37V146H34ZM64 146H62V147H57L58 148V150H56L57 148H53V149H50V148H52V147H48L47 149L45 148L44 150L46 151V153H49L50 155H54V154H56V153H58V151H60V152H64V150L62 151L61 150V148H63ZM87 147V146H86ZM99 147V146H98ZM131 147V146H130ZM141 147H144V146H141ZM14 148V147H13ZM32 148H33V146H32ZM44 148V147H43ZM67 148V147H66ZM65 148V149H66ZM77 148V147H76ZM75 148V149H76ZM78 148H81V147H78ZM91 148V147H90ZM107 148V147H106ZM127 148V147H126ZM133 148V147H132ZM131 148V149H132ZM146 148V147H145ZM246 148H248V147H246ZM256 148V151H257V147H255ZM259 148V147H258ZM18 149V148H17ZM30 149V148H29ZM42 149V148H41ZM69 149V148H68ZM66 150V151H69V150ZM82 149H83V147H82ZM96 149V148H95ZM100 149V148H99ZM109 149V148H108ZM138 149V148H137ZM140 149V148H139ZM250 149V148H249ZM254 149V148H253ZM252 149V150H253ZM260 149V148H259ZM4 150V149H3ZM2 150V151H3ZM7 150H9V147H8V149ZM7 150H5L6 152V155H7ZM26 150V149H25ZM24 150V151H25ZM38 150V149H37ZM40 150V149H39ZM38 150V151H39ZM72 150H74V148H72ZM78 150V149H77ZM76 150V151H77ZM87 150V152H88V149H86ZM102 150V149H101ZM107 150V149H106ZM106 150H103V152H108V151H106ZM133 150V149H132ZM134 150H136V148L134 149ZM148 150V149H147ZM243 150V149H242ZM261 150H262V148H261ZM13 150H11V152H12ZM31 151V150H30ZM34 151V150H33ZM81 151V150H80ZM139 151V150H138ZM146 151V150H145ZM149 151V150H148ZM251 151V150H250ZM260 151V150H259ZM264 151V150H263ZM14 152H16V151H14ZM85 153H86V151H84ZM90 152V151H89ZM112 152V154H109L110 155V157L112 158V162H108L109 164H118V163H120V161H122V158L124 157H120V155H119V157H118V154H120V153H118V152H116V153H118V154H116V153H113ZM135 152V151H134ZM141 152V151H140ZM147 152V151H146ZM146 152H144V151H142L141 152V157H142V160H146L150 155H152V153H146ZM152 152V151H151ZM245 152H248V150L247 151H245ZM253 152V153H252ZM3 153V152H2ZM5 153H3V154H5ZM8 153H10V151L8 152ZM13 153V152H12ZM11 153V154H12ZM21 153V152H20ZM28 153H29V150H28ZM72 153V152H71ZM73 153H75V152H73ZM79 153V152H78ZM95 152H92V153H90L89 154V157L88 158H86V159H89L90 161H93L91 164H89V166L90 165H94L93 163H95V162H97L96 160H95V162H94V159L95 158H97V156L94 154ZM99 154L101 153V152H98ZM105 153H104V156H105ZM108 153H110V152H108ZM107 153V154H108ZM125 153V152H124ZM123 153V154H124ZM128 153H129V149H128ZM137 153V152H136ZM254 153H257V152H255V150L254 151H251V153L250 154H254ZM3 154H2V156H3ZM19 154V153H18ZM27 154V153H26ZM25 154V155H26ZM44 154V153H43ZM42 154V155H43ZM66 154V153H65ZM80 154V153H79ZM126 154V153H125ZM124 154V155H125ZM131 154V153H130ZM243 154V153H242ZM259 154H261L260 152H259ZM8 155H10V154H8ZM20 155V154H19ZM35 155V154H34ZM41 155V156H42ZM48 155V154H47ZM70 155V154H69ZM76 155H77V153H76ZM85 155V154H84ZM87 155V154H86ZM94 155L96 156V157H94ZM100 155H102V154H100ZM122 155V154H121ZM129 155V154H128ZM153 155H155V154H153ZM152 155V157H155V156H153ZM203 155H205V156H208L209 155V153H208V151L206 150L204 153H203ZM241 155V154H240ZM248 156H249V154H247ZM1 156V157H2ZM11 156V155H10ZM9 156V157H10ZM15 156H16V154H15ZM21 156V155H20ZM22 156H24V155H22ZM33 156V155H32ZM31 156V157H32ZM40 156V155H39ZM38 156V157H39ZM43 156H45V155H43ZM42 156V157H43ZM61 156V155H60ZM64 156V155H63ZM62 156V157H63ZM66 156H67V154H66ZM65 156V157H66ZM73 156H75V155H73ZM107 156V155H106ZM105 156V158H107ZM126 156V155H125ZM210 156V155H209ZM251 156V155H250ZM250 156H249V158H250ZM256 156V155H255ZM259 156V155H258ZM264 156V155H263ZM262 156V157H263ZM7 158H9L8 156H6ZM13 157H14V155H13ZM18 157V156H17ZM27 157V156H26ZM35 157H36V155H35ZM48 157H49V155H48ZM55 157H58V156H55ZM64 157V158H65ZM76 157H78V156H76ZM76 157H75V160H76ZM102 157V156H101ZM244 157H246V155L244 156ZM259 157H261V156H259ZM20 158V157H19ZM25 158V157H24ZM27 158H29L30 159V156L28 155V157ZM40 158V157H39ZM39 158H38V160H39ZM69 158H71V160H72V162H75V161H73V157H69ZM79 158V157H78ZM78 158H77V160H78ZM104 158V157H103ZM102 158V159H103ZM111 158H109V159H111ZM150 159H151V156L149 157ZM10 159H11V157H10ZM21 159V158H20ZM28 159V160H29ZM42 159H44V158H42ZM57 159V158H56ZM59 159V161H60V158H58ZM65 159H67V158H65ZM83 159V158H82ZM92 159V160H91ZM99 159V158H98ZM153 159V158H152ZM247 159H248V157H247ZM246 158H244V163H243V165L244 164H249L250 165V163L249 162H251V164H253L254 165V159H255V157H254V159L252 158V156H251V159H249V160H247ZM253 159V160H252ZM260 159V158H259ZM257 160V159H255V161L257 160V161H259L260 162V160ZM1 160V159H0ZM2 160H4V157H3V159ZM12 160V159H11ZM34 160V159H33ZM33 160H31V161H33ZM38 160H37V162H38ZM48 160V159H47ZM80 160V159H79ZM100 161H101V159H99ZM124 160V159H123ZM137 160V159H136ZM234 160V159H233ZM241 160V159H240ZM10 161V160H9ZM9 161H6V162H9ZM13 161V160H12ZM27 161V160H26ZM30 161V162H31ZM46 161V160H45ZM44 161V162H45ZM51 161V160H50ZM69 161V160H68ZM82 161V160H81ZM105 161V160H104ZM126 161V160H125ZM124 161V162H125ZM215 162L214 163H216L217 161L216 160H214ZM241 161H243V159L241 160ZM5 161H3L2 163H4ZM5 162V163H6ZM30 162H28V163H30ZM48 162V161H47ZM52 162V161H51ZM53 162H54V159H53ZM52 162V163H53ZM61 163H62V161H60ZM60 162L57 164L58 165V168H59V164H60ZM64 162V161H63ZM67 162V161H66ZM78 162V161H77ZM89 162V161H88ZM135 162V161H134ZM140 162L141 161H139V165H140ZM240 162V161H239ZM1 163V162H0ZM33 163L34 162H32V165H33ZM55 163V162H54ZM82 163V162H81ZM98 163H100V162H98ZM105 163H107V162H104V164ZM105 164V165H100V164H96V166H93L94 168H93V170H92V174H99V175H101L102 177H105L106 176V173H108V171H110L109 170V168H105V167H107L109 164ZM148 163V162H147ZM153 163V162H152ZM151 163V164H152ZM257 163V162H256ZM6 164H8V163H6ZM27 164V163H26ZM26 164H24V165H26ZM36 164V163H35ZM43 164V163H42ZM47 164H51V163H47ZM64 164V163H63ZM74 164V163H73ZM78 164H80L79 162H78ZM121 164V163H120ZM120 164H118V165H120ZM126 164V163H125ZM150 164V165H151ZM236 164V163H235ZM234 164V165H235ZM258 164V163H257ZM44 165V164H43ZM54 165V164H53ZM56 165V166H57ZM66 165V164H65ZM67 165H68V162H67ZM100 165V166H99ZM129 165V164H128ZM154 164H152V166H153ZM35 166V165H34ZM47 166V165H46ZM56 166H53V167H56ZM77 166V165H76ZM75 165L73 166L74 168L76 167ZM85 166V165H84ZM136 166H138V164L136 165ZM141 166V165H140ZM139 166V167H140ZM143 166V168H144V165H142ZM141 166V167H142ZM198 166H199V164H198ZM242 166V165H241ZM25 167V166H24ZM28 167H30V165L28 166ZM28 167H27V169H28ZM60 167H63V166H60ZM67 167V166H66ZM70 167V166H69ZM82 167V166H81ZM86 167V166H85ZM84 167V168H85ZM90 167H92V166H90ZM120 167V166H119ZM119 167H117L118 169H119ZM126 167H127V165H126ZM140 167V168H141ZM246 167H249V168H251V166H246ZM255 168H253L254 170L252 171L253 172V174L251 173V169H250V172H248V174L249 175H245V174H243V176H239V175H236L235 177H237L236 179L231 175L230 176V174H229V176L228 177H226L225 176V178L224 179H222V181H220V182H218V183H216V184H213L212 182H209V187H207V189H209V190H211V192H209V193H211V195H213L212 197V199L213 200H215L214 202H217L219 199H221V197H223L222 195L224 194V193H226V195L228 196V199H229V197H230V200L231 199H234L238 204H242V205H244L245 204V207H246V209L244 208H242L241 206V208L243 209V210H241V211H234V210H230L231 208L233 209V206H234V204L232 205V207L230 206L231 204H232V201L231 202H229V203H231L229 206L231 207V208H229V213H227V209H228V207L229 206H227V209L226 208H224V207H221V204L219 205L218 203V205H217V208H214V206L212 207H204L202 210H201V212H200V214L198 215L197 213H196V210H195V213L198 215V216H201V217H207V218H211V216H214V217H216V215H224V216H229V222L232 224L231 226L233 227V228H231V230H230V232H228L229 234H228V237H227V235H226V237H227V239L226 240H214L215 242H209L208 241V244L206 243V237H208L209 235H211V234H213L214 232H216L218 229H215V227H217V224H216V220H214V218H212L213 219V221H211V220H206V223H208V224H200V227H199V225H198V227L196 228V226L194 227L193 225H192V222H191V224L190 223H188V222H186L185 220H187V218H189V215H190V210H189V208H191L192 209V207H194L193 205H194V201L192 202V200L196 197V194H199L200 193V191H201V187L196 183V182H194V183H191V185H195V186H191V187H188L190 190H187L186 188L185 189H181L180 188V191H179V189L177 188V191L179 192L178 193V196L180 197V196H186L187 197V199H186V201L184 200L185 199V197L181 200L182 202H183V200H184V202L186 203V202H189V201H191L192 202V207H188V206H186V205H184V206H186V207H184V206H182L183 205V203H181L179 200H177V199H179V198H177V199H175V198H170L171 196H169V193H172V192H174L175 191V188H176V186L174 185L173 186V184H172V182L171 181H167L165 184H164V186H166V187H168V186H170V188H167L166 189V193L169 191V193H168V195H166V194H164V197H165V195L166 196H168V198H170L169 200H167V202H164L165 200H161V198L159 199L158 197L157 198H154V197H151V194H150V192H149V190L152 188V187H149V190L147 189V188H142V187H140V186H142L141 184V177H139L140 178V180L138 179V181L136 182V180H134V182H136V183H141L140 184V186H138V188H136V190H134L133 189V191L132 190H123V189H121V188H119L120 186L122 187V185H124V184H122L121 183V177L120 176H122V174L120 173V179L118 178V177H114V176H110V179H108V180H106L107 182H102V183H100V184H96L95 182H96V179L94 180L93 179V181H95V182H93V181H91V183H88L87 184V187H89L90 186V188H85V187H82V186H80L79 184V186L80 187H75L76 189H73V190H76V193H77V195H78V198L80 199L79 201H73V199H72V201L73 202H67V203H64L63 202V206H61V208H62V211L61 212H57L56 214H55V210L54 209H58V208H60L59 207V204H54L50 209H40L39 208V206H40V204H39V206H38V215L39 216H41V217H45L46 216V219H47V223L45 224V225H42L41 223H39V227L37 228L38 230H39V233H35V232H33V231H31V229L30 228H27V226H26V228L25 229H23L22 231L24 232V235H23V237L22 238H20V240H16L14 243H11V242H6L5 241V243L3 244V248L2 249H0V264H19V263H21V262H23V260H25L26 262V264H264V255H260V256H263V257H261V258H258V259H256V257H253V256H248V253H255V252H261V253H264V215H262V214H264V213H261V211H259V209H260V206L259 205H261V204H263V206H264V165H262V163H260V164H258V165H256V166H254ZM22 168V167H21ZM34 168H36V167H33V169ZM65 167H63V168H61V170H63ZM72 168V167H71ZM140 168H138V169H140ZM26 169V170H27ZM37 169H39V168H37ZM60 169V168H59ZM76 169V168H75ZM123 168L121 167V169H119V170H122ZM150 169V168H149ZM197 169H198V167H197ZM196 169V170H197ZM246 169V168H245ZM22 171L24 170V168L23 169H21ZM25 170V171H26ZM32 170V169H31ZM36 170V169H35ZM67 170H69V168L67 169ZM67 170H65V171H67ZM77 170H78V167H77ZM86 170V169H85ZM115 170V169H114ZM126 170V169H125ZM129 170V169H128ZM155 170V169H154ZM237 170V169H236ZM248 170V169H247ZM30 171V170H29ZM51 171V170H50ZM64 171V172H65ZM75 171V170H74ZM74 171H72V173L74 172ZM82 171H84V169L82 170ZM118 171V170H117ZM127 171V170H126ZM136 171V170H135ZM139 171V170H138ZM144 171V170H143ZM150 171V170H149ZM148 171V172H149ZM19 172V171H18ZM17 172V173H18ZM45 172L47 173V171L45 170ZM44 172V173H45ZM53 172H54V170H53ZM60 172V171H59ZM58 172V173H59ZM70 172V171H69ZM87 172V171H86ZM111 172V171H110ZM109 172V173H110ZM120 172H122V171H120ZM128 172H130V171H128ZM141 172V171H140ZM139 172V173H140ZM245 172V170L243 171V173ZM256 172V173H255ZM0 173H1V171H0ZM16 173V174H17ZM32 172H30V174H31ZM34 173V172H33ZM43 173V174H44ZM82 173V172H81ZM80 173V174H81ZM115 173H117V172H115ZM126 173V172H125ZM138 173V172H137ZM150 173H152V172H150ZM235 173V172H234ZM237 173V172H236ZM247 173V172H246ZM14 174V173H13ZM22 174V173H21ZM26 174H28V173H26ZM25 173H24V176L26 175ZM39 174V173H38ZM52 174H54V173H52ZM66 175H67V173H65ZM64 174V175H65ZM84 174V173H83ZM89 174H90V172H89ZM89 174H88V176H89ZM105 174V175H104ZM112 174H114V173H112ZM142 174V173H141ZM140 174V175H141ZM231 174H233V173H231ZM15 175V174H14ZM32 175V174H31ZM55 175V174H54ZM75 175V174H74ZM111 175V174H110ZM126 175V174H125ZM133 175L135 176V174L133 173ZM132 175V176H133ZM146 175V174H145ZM156 175V174H155ZM13 176V175H12ZM18 176V175H17ZM20 176V175H19ZM30 176V175H29ZM36 176V175H35ZM43 176V175H42ZM46 176H47V174H46ZM45 176V177H46ZM58 176V175H57ZM59 176H61V175H59ZM58 176V177H59ZM68 176H70V175H68ZM83 176V175H82ZM81 176V177H82ZM129 176V175H128ZM150 176V175H149ZM161 176V175H160ZM3 177V176H2ZM1 177V179H4V178H2ZM6 177V176H5ZM28 177V176H27ZM54 177V176H53ZM73 177H75V176H73ZM80 176H79V178H81ZM92 177H94V175H90L88 178H89V180H91L92 179ZM96 177V176H95ZM108 177V176H107ZM125 177V176H124ZM130 177V176H129ZM138 176H137V174H136V178H137ZM147 176H145V178H146ZM151 177V176H150ZM7 178H9V177H7ZM42 178V177H41ZM40 178V179H41ZM57 178V177H56ZM61 177H59V179H60ZM63 178V177H62ZM65 178V177H64ZM68 178V177H67ZM70 178V177H69ZM68 178V179H69ZM86 178H87V175H86ZM135 178V177H134ZM133 178V179H134ZM155 178V177H154ZM157 178V177H156ZM25 179H26V177H25ZM34 179V178H33ZM45 179V178H44ZM52 179V178H51ZM53 179H55V178H53ZM52 179V180H53ZM58 179V180H59ZM70 179H72V178H70ZM98 179H99V176H98ZM101 180H103L102 178H100ZM144 178H142V180H143ZM147 179H149V178H147ZM163 179H165V176L164 177H162V178H160V180H163ZM6 180V179H5ZM5 180H3V181H5ZM31 180H32V178H31ZM37 180H39V179H37ZM42 180L43 179H41L40 181L42 182ZM56 180V179H55ZM57 180V181H58ZM66 179H64V181H65ZM85 180V179H84ZM126 181L125 182H127V179H125ZM151 180V179H150ZM3 181H1V182H3ZM12 180H10V182H11ZM46 181V180H45ZM60 181V180H59ZM64 181H62V183L64 182ZM74 181V180H73ZM73 181H71V182H73ZM78 181V180H77ZM77 181H75L76 183H77ZM87 181V180H86ZM130 181V180H129ZM152 181H154V180H152ZM0 182V183H1ZM13 182V181H12ZM49 182H51L50 180L48 181V183ZM124 182V183H125ZM131 182V181H130ZM144 182V181H143ZM149 182V181H148ZM5 183H7V182H5ZM4 183V184H5ZM9 183V182H8ZM16 183V182H15ZM14 182H13V187L15 188L16 186H14V184H15ZM20 183V182H19ZM37 183V182H36ZM55 182H54V180H53V184H54ZM57 183H59V182H57ZM67 183H69V181L67 182ZM75 183V184H76ZM87 183V182H86ZM133 185L135 184V183H133V182H131ZM146 183H147V181H146ZM156 183V182H155ZM2 184V183H1ZM1 185V186H3V189L5 188V185ZM12 184V183H11ZM18 184V181H17V183H16V185ZM30 184H32V183H30ZM41 184V183H40ZM91 184V185H90ZM149 185L151 184V183H148ZM148 184H147V186H148ZM152 184H153V182H152ZM151 184V185H152ZM213 184V185H212ZM10 185V184H9ZM22 185V184H21ZM33 185V184H32ZM57 184H55V186H56ZM64 185V184H63ZM69 185H71V184H69ZM82 185H83V183H82ZM139 185V184H138ZM144 185V184H143ZM157 185H158V183H157ZM162 185V184H161ZM180 185H182V184H180ZM198 185V186H197ZM23 186H25V185H23ZM23 186H21L22 188H23ZM30 186V185H29ZM39 187V185H35V187ZM41 186V185H40ZM51 186H54V185H51ZM54 186V187H55ZM83 186H85V184L83 185ZM131 186V185H130ZM145 186V185H144ZM153 186V185H152ZM160 186V185H159ZM163 186V185H162ZM163 186V188H165ZM183 186V185H182ZM242 186H250L251 188H252V186L254 187V188H256V190H253V189H250L251 191L249 192V190H248V194L247 193H245V194H243V195H241L240 194V196L241 197H239V198H237V196L238 195H236V193L237 194H239L237 191H238V189L237 188H239V187H241L242 188ZM10 187H11V185H10ZM46 187V186H45ZM53 187V188H54ZM135 187V186H134ZM137 187V186H136ZM161 187V186H160ZM175 187V188H174ZM178 187V186H177ZM179 187H181V186H179ZM187 187V186H186ZM33 188V187H32ZM48 188V187H47ZM52 188V187H51ZM52 188V189H53ZM70 188V187H69ZM111 188H113L114 190H115V192H113V193H110V190H111ZM129 188V187H128ZM162 188V187H161ZM174 188V189H173ZM203 188V187H202ZM27 190H28V187L26 188ZM37 189V188H36ZM124 189H125V187H124ZM205 189V188H204ZM203 189V190H204ZM240 189V188H239ZM245 189V188H244ZM244 189H242V190H244ZM5 190V189H4ZM3 190V191H4ZM22 190V189H21ZM25 190V189H24ZM46 189H44V191H45ZM51 190V189H50ZM58 190H61V189H59V188H57V190H55V191H58ZM65 190V189H64ZM66 190H68V189H66ZM65 190V191H66ZM107 190V191H106ZM152 190H153V188H152ZM155 190H157V189H155ZM173 190V191H172ZM196 190H198V191H196ZM237 190V191H236ZM253 190V191H252ZM257 190H258V192H257ZM7 191V190H6ZM16 191H18V189L16 190ZM15 191V192H16ZM47 191V190H46ZM45 191V192H46ZM48 191H49V189H48ZM52 191V190H51ZM105 191V192H104ZM154 191V190H153ZM194 191H196L197 193L195 194V197H194ZM2 191L0 190V193H1ZM5 192V191H4ZM10 192V191H9ZM19 192V191H18ZM27 191H25V193H26ZM33 192V191H32ZM41 192V191H40ZM45 192H43L44 194H42V195H44V198H45V196H47V195H45ZM54 192V191H53ZM52 192V193H53ZM61 192V191H60ZM71 192V191H70ZM247 192V191H246ZM11 193V192H10ZM13 193V192H12ZM11 193V194H12ZM24 193V194H25ZM64 193V192H63ZM69 193V192H68ZM67 193V194H68ZM157 193V192H156ZM243 193V192H242ZM11 194H9V195H11ZM16 194V193H15ZM29 194V193H28ZM46 194H48V193H46ZM73 194V193H72ZM153 194V193H152ZM158 194V193H157ZM173 194V193H172ZM175 194H176V191H175ZM6 195V194H5ZM13 195V194H12ZM20 195V194H19ZM18 195V196H19ZM23 195V194H22ZM27 195V194H26ZM31 195H33V194H31ZM50 195V194H49ZM62 195V194H61ZM64 195H65V193H64ZM105 195V196H104ZM161 195V194H160ZM211 195H210V197H211ZM1 196H2V194H1ZM21 196V195H20ZM40 196V195H39ZM67 196V195H66ZM66 196H65V198H66ZM68 196H70V195H68ZM67 196V197H68ZM104 196V203H100L101 201H103V200H101L100 202L98 201V198L100 199L101 197H103ZM163 196V195H162ZM161 196V197H162ZM177 196V197H178ZM202 196H204V194L202 195ZM206 196V195H205ZM207 196H208V194H207ZM11 197V196H10ZM10 197H8V198H10ZM13 197V196H12ZM11 197V199H14V197L12 198ZM17 197V196H16ZM23 197V196H22ZM24 197H25V195H24ZM33 197V196H32ZM58 197V196H57ZM61 197H64V196H61ZM60 197V198H61ZM71 197V196H70ZM8 198H5L4 197V199H8ZM26 198V197H25ZM28 198V197H27ZM208 198H209V196H208ZM17 199V201L20 199V197L19 198H16ZM22 199V198H21ZM50 199V198H49ZM49 199H48V201H49ZM53 199H55V198H53ZM57 199H59V198H57ZM56 199V200H57ZM62 199V198H61ZM97 199V200H96ZM101 199H103V198H101ZM175 199V200H174ZM198 199V198H197ZM200 199V198H199ZM216 199H218L217 201H216ZM15 200V199H14ZM14 200H12V202L14 201ZM30 200V199H29ZM35 200V199H34ZM38 200V199H37ZM75 200V199H74ZM170 200H172V201H170ZM205 201H207L208 199L206 198V199H204ZM209 200L211 201V199L209 198ZM209 200H208V202H209ZM6 201V200H5ZM16 201V202H17ZM27 201V200H26ZM31 201V200H30ZM47 201V202H48ZM58 201V200H57ZM62 201V200H61ZM4 202V201H3ZM3 202L1 203V201H0V203L1 204H3ZM15 202V203H16ZM20 202V201H19ZM29 202V201H28ZM37 202V201H36ZM43 202H46L45 200L43 201ZM195 202H197V200H195ZM204 202V201H203ZM203 202L201 203L202 205H203ZM208 202H205L206 204L208 203ZM226 202V201H225ZM225 202H223V204L225 203ZM228 202V201H227ZM234 202V201H233ZM34 203H35V201H34ZM33 203V204H34ZM184 203V204H185ZM205 203H204V205L203 206H205ZM211 203V202H210ZM220 203V202H219ZM14 204V203H13ZM17 204H18V202H17ZM201 204H200V207H202L201 206ZM213 204V203H212ZM211 204V205H212ZM226 204H228V203H226ZM237 204V205H238ZM7 205V204H6ZM6 205H3V206H1L0 207V217H2V221L3 222H6V221H12V219L11 218H9L8 217V214L6 213V211H7V206ZM30 205H31V203H30ZM45 205H46V203H45ZM51 205V204H50ZM56 205V206H55ZM36 206H37V204H36ZM259 206V207H258ZM34 207V206H33ZM188 207V208H187ZM196 207V206H195ZM225 207H226V205H225ZM239 207V206H238ZM239 207V208H240ZM262 207V206H261ZM27 208V207H26ZM48 208V207H47ZM236 208V207H235ZM248 208V209H247ZM259 208V209H258ZM29 209V208H28ZM32 209V208H31ZM214 209V210H213ZM237 209V208H236ZM264 209V208H263ZM262 208H261V210L262 211H264ZM37 210V209H36ZM43 210V211H42ZM52 210V211H51ZM59 210V209H58ZM193 210V209H192ZM18 211V210H17ZM16 211V212H17ZM29 211V210H28ZM39 211H42V212H39ZM33 212V211H32ZM194 212V211H193ZM34 213V212H33ZM18 214V213H17ZM26 214H27V211H26ZM28 215V214H27ZM27 215H26V217H27ZM193 215H195L194 213H193ZM196 216V215H195ZM18 217V216H17ZM30 217V216H29ZM32 217V216H31ZM197 217V216H196ZM200 217V218H201ZM23 218V217H22ZM11 219V220H10ZM34 219V218H33ZM199 219V218H198ZM197 219V220H198ZM221 219V218H220ZM219 219V220H220ZM231 219V220H230ZM18 220V219H17ZM16 220V221H17ZM22 220V222H23V220L24 219H21ZM26 220V219H25ZM193 220V219H192ZM189 221V220H188ZM204 221V220H203ZM2 222V223H3ZM14 222V221H13ZM30 222V221H29ZM29 222H25L26 224L27 223H29ZM38 222H39V220H38ZM41 222V221H40ZM195 222V221H194ZM202 222V221H201ZM220 222H222V221H220ZM219 222V223H220ZM229 222H227V225H228V223ZM198 222H196V224H197ZM223 223V222H222ZM229 223V224H230ZM10 224V223H9ZM8 224V225H9ZM14 224V223H13ZM22 224H24V222L22 223ZM44 224V223H43ZM5 225L7 226V224L5 223ZM11 225V224H10ZM19 225V224H18ZM30 225V224H29ZM28 225V226H29ZM224 226H226V223L225 224H223ZM6 226H4L5 227V230H6ZM23 226H25V225H23ZM31 226H32V224H31ZM222 226V225H221ZM229 226V225H228ZM230 227V226H229ZM3 228V227H2ZM36 228V227H35ZM218 228V227H217ZM220 228H222V227H220ZM228 228V227H227ZM8 229V228H7ZM33 230V229H32ZM12 231H13V229H12ZM228 231V230H227ZM8 232H10V231H8ZM20 232H21V230H20ZM37 232V231H36ZM223 232V231H222ZM224 232H225V229H224ZM6 233H7V231H6ZM16 233H18L19 234V231L18 232H16ZM195 233H197L196 235L197 236H193ZM217 233H219V232H217ZM3 234L5 235V233H4V231H3ZM21 234V233H20ZM0 235H2V233L0 234ZM9 235V234H8ZM214 235V234H213ZM218 235V234H217ZM3 236V235H2ZM10 236V235H9ZM222 236V235H221ZM5 237H7V236H5ZM4 237V238H5ZM12 237V236H11ZM21 237V236H20ZM211 237V236H210ZM2 238V237H1ZM1 238H0V240H1ZM7 238H9V237H7ZM7 238H5V239H7ZM3 239V238H2ZM18 239V238H17ZM213 239V238H212ZM214 239H216V238H214ZM219 239H221V238H219ZM9 240V239H8ZM208 240V239H207ZM1 241H3V240H1ZM212 241V240H211ZM206 243V245H204L205 243ZM2 243V242H1ZM234 244H237V247H234ZM211 254L212 255V257L211 258H208V254ZM209 254V255H210ZM253 255H255L256 256V254H253ZM258 256V255H257ZM17 262V263H16Z\"/></svg>",
    "mask_w": 264,
    "mask_h": 264
}]
</instances>
